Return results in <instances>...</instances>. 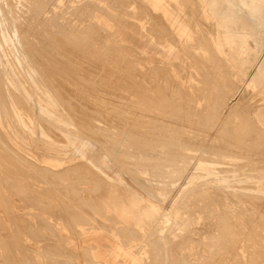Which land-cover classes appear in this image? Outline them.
<instances>
[{
  "label": "rangeland",
  "instance_id": "374dc122",
  "mask_svg": "<svg viewBox=\"0 0 264 264\" xmlns=\"http://www.w3.org/2000/svg\"><path fill=\"white\" fill-rule=\"evenodd\" d=\"M3 1V2H1ZM7 1V2H6ZM0 0V3H2L0 5V11L2 9V12H0L1 16H0V81L4 79V84H0V142L3 144L5 148V151L0 147V166L4 169L3 176L4 177H8L6 175L11 176V180L8 181V183L4 182L5 185H2V189L4 191V193L8 196L9 202L11 203L9 206L6 205L5 203H3V200L0 202H2L0 205H3L5 207H1L0 206V215L8 221L9 217H8V212L11 211V215L12 217H17V218H27L28 217V221L25 223L28 226L32 225L33 227H28L27 225L24 224V226H26V230L28 231H22L18 230L19 228L16 227V225H14V220H10V230L12 233L14 234H18L21 236L20 231L23 233L21 236V243H23L24 247L27 248H33V254L34 258H32V264H36V262H40L41 264H47L48 263V259L47 257H45L44 255H40L39 253H37L38 251L40 252L41 250H44V245L47 242L46 238L48 237H53L54 239H50L51 244L54 243V248H51V251L53 253H57L56 255H58L59 257H54L55 261H58L60 259V264H88L89 260H91L92 258L94 259V263L95 264H103L105 263L110 256H112L116 261L115 262H119V264H172L174 260V264H264V146L263 145H259V144H264V124L261 123V118L262 117V113H264V80L262 79V76L259 75L258 78H260V83L258 87H254L252 85H247V80L249 78L248 74H244L241 71L240 65L242 66H246L248 63V53L245 52L244 48L242 47V51H239V53H235L233 51V47L234 44L236 45V41H241L242 43H244V39L247 40V42L250 44V47H252L251 50V54H252V69L255 68V66L258 64V62L260 61L262 55H260L262 52L264 53V22L263 20H261V18L258 16L259 14H257L258 12H254L256 10V0L253 1L252 0H248L249 2L252 3V7L254 6V11H251L250 8L251 7V3L247 2V0H222V2L224 3V5H230V7L228 9L224 8L225 11L227 13H225V16L227 17V15H229L228 13L233 14L237 21H228V22H219V18H216L209 9L202 8V4L204 3V0H196L199 3L198 8L195 7L194 4H192L189 0H185V2L181 1L179 2L178 0H173L174 1V5L169 4V8L171 9H178L176 10L180 19L188 26L192 36L190 37V41L188 43H186L187 41H179V42H173L174 39H171L166 36L163 38V42L159 41L158 39H156V33L155 31H157V27L156 24L158 23L155 18L156 14L159 13V8L155 7L152 5V3L150 2V0H113L115 3L112 2V4L110 3L112 0H93L94 2H90V0L86 1V0ZM15 1V2H13ZM17 1V2H16ZM22 1V3H20ZM24 1V2H23ZM36 1H38L36 3ZM41 1V2H39ZM48 1V2H47ZM86 1V2H84ZM110 5H107V3ZM110 1V2H109ZM138 1L140 4L138 3ZM179 3H178V2ZM246 1V2H245ZM26 2V3H25ZM76 2V3H75ZM84 2V4H83ZM96 2V3H95ZM119 2V3H118ZM123 2V3H122ZM127 2V3H126ZM9 5H7V4ZM15 3V5L13 4ZM33 3V5L30 6V4ZM42 3V4H40ZM46 3V5H45ZM55 3L57 5H55ZM80 3V4H79ZM86 3V4H85ZM91 4L88 5V4ZM96 4L95 6H93V4ZM121 3V4H120ZM125 3V4H124ZM247 3V4H246ZM4 4V6H3ZM6 4V6H5ZM24 4V5H23ZM27 6H26V5ZM40 4V5H39ZM50 6H49V5ZM115 4V5H114ZM123 4V5H122ZM138 4V5H135ZM144 4H148L144 7ZM187 4V5H186ZM245 4V5H244ZM255 4V5H254ZM29 5V6H28ZM79 5V9L78 6ZM82 5V6H80ZM86 5H88L90 8H88ZM121 5V6H119ZM126 5V6H124ZM142 5V6H141ZM192 5V6H190ZM194 5V7H193ZM241 7H240V6ZM33 6V7H32ZM49 6V7H48ZM57 6V7H56ZM69 6V7H67ZM85 6V7H84ZM101 6L106 7L107 9L110 8L111 6H117L114 7L116 10L119 11V8H125L128 9L127 10V14H130L132 16H128V15H124L121 14L122 12H120V14L122 16H124L125 18H127V20L129 21V24H131L133 21H137L136 19H134V16H140L141 19V29L142 32H134V30H131L129 28L126 27H119L115 24H108L109 29L116 31L118 33H121L124 38H126V40L130 43H132L135 47V49H132L126 45L121 46V44H118L117 42L115 43V41L112 40V36L108 34V32H106L105 29H97L96 26L94 27V22L96 17L102 16V12L101 10ZM139 8L142 7L141 9ZM248 6V8H247ZM4 9H3V8ZM20 7V8H19ZM32 7V9H30ZM46 9V12L43 13V9ZM48 7V8H47ZM51 7L53 8V10L51 9ZM77 7V8H76ZM93 7V8H91ZM99 10H97L96 9ZM176 7V8H175ZM29 8V9H28ZM51 10H50V9ZM82 8H86V9H82ZM147 9V10H144ZM192 8V9H191ZM201 8V10H200ZM247 8V9H244ZM12 9V10H11ZM76 9H78L79 11H77ZM196 11H195V10ZM199 9V10H198ZM249 9V10H248ZM63 10V11H62ZM69 10H73V11H69ZM81 10V11H80ZM84 10V11H83ZM92 10V11H91ZM94 10V12H93ZM141 10V11H140ZM143 10V11H142ZM150 10L152 11V13H155L154 15L152 13H147L148 11L150 12ZM193 10V11H192ZM208 10V11H207ZM247 10V11H245ZM6 11V12H5ZM14 11V12H13ZM37 13H36V12ZM48 11V12H47ZM50 11V12H49ZM53 13H52V12ZM68 11V12H67ZM113 11V10H111ZM117 11V13H119ZM145 11V12H144ZM245 11V12H244ZM257 11V10H256ZM10 12V14H9ZM35 12V13H34ZM77 12H79L77 14ZM115 12V11H113ZM180 12V13H179ZM193 14H192V13ZM195 12V13H194ZM7 13V14H6ZM62 13V14H61ZM72 13V14H71ZM74 13V14H73ZM76 13V15H75ZM87 13V14H86ZM91 13V14H90ZM93 13V14H92ZM188 13V15H187ZM199 13V14H198ZM2 14H6L5 16L3 15L4 18H2ZM37 14V15H36ZM61 16H60V15ZM85 14V15H84ZM143 14V16H142ZM152 14V15H149ZM198 14V15H197ZM203 14V15H202ZM206 14V15H205ZM211 14V15H210ZM59 15V16H56ZM146 15V16H144ZM8 16V18H7ZM11 16L13 18H11ZM38 18H36V17ZM46 18H45V17ZM53 16H56L52 19ZM79 16V17H78ZM82 16L84 17V19L82 18ZM87 18H86V17ZM92 16V17H91ZM151 16V17H150ZM197 16V17H196ZM203 16V17H202ZM213 16V18H212ZM41 17V18H40ZM43 17V18H42ZM184 17V18H183ZM190 17V18H189ZM194 17V18H193ZM199 17V18H198ZM49 22H48V20ZM50 18V19H49ZM59 20H58V19ZM86 18V19H85ZM118 17H116L114 20H117ZM151 18V19H150ZM155 18V19H154ZM187 18V19H186ZM197 18V19H196ZM4 19V20H3ZM11 19L13 20L12 22H14L13 25L11 22ZM39 19V20H38ZM81 19V20H79ZM83 19V20H82ZM193 19V20H192ZM241 19L242 21H244L243 23L239 20ZM7 20V21H6ZM9 20V21H8ZM38 20V21H37ZM51 20V21H50ZM56 20V21H55ZM153 20L155 21V23L153 22ZM186 20V21H185ZM188 20V22H187ZM192 20V21H191ZM196 20V22H195ZM82 21V22H81ZM191 21V22H190ZM194 21V22H193ZM200 21V22H199ZM211 21V22H210ZM214 21V23H213ZM2 22V23H1ZM10 23L8 26L5 23ZM46 22V23H45ZM60 22H62L63 24H59ZM93 22L92 24L89 23ZM190 22V24H188ZM205 22V23H204ZM207 22V23H206ZM217 22V23H216ZM219 22V23H218ZM52 23V24H51ZM54 23V24H53ZM154 23V24H152ZM3 24V25H2ZM19 24V25H18ZM46 24V25H45ZM85 26H84V25ZM152 24V25H151ZM194 26H193V25ZM199 26H198V25ZM203 24V26H202ZM34 25V26H33ZM36 25V26H35ZM41 25V26H40ZM50 25V27H49ZM54 25V26H53ZM56 25V26H55ZM69 28H73L72 30L76 33V32H82V34H88L89 38H87V40L85 39L86 42H90L93 41L95 42V40L99 43H102L103 45H106V47L104 48L103 51H113L116 52L115 59L112 60H105L104 58H99L102 57L100 55H97V53H95V47H93V43L92 45H90V47L88 48V46L85 44H83L82 49H87L86 51L82 52L80 49L76 48V47H69L71 45H68V47L66 49H63L60 52H55L58 51L55 48V45L51 42H53L52 38H50L48 36V29H52V30H58L61 31L62 28L67 29ZM70 25V26H69ZM153 25L155 27H153ZM226 25V27H225ZM13 26V27H12ZM27 26V27H26ZM45 26H47L45 28ZM59 26V27H57ZM82 26V27H81ZM91 26V27H90ZM192 26V27H191ZM216 26V28H215ZM8 27V28H7ZM17 32H16V29ZM25 27V28H24ZM149 30H148V28ZM195 27V28H194ZM207 27V28H206ZM3 28V29H2ZM10 28H12L13 30H10ZM81 28V29H80ZM83 28V30H82ZM93 28V29H92ZM96 28V29H95ZM152 31H154L153 33H151L152 31H150L151 29ZM192 28V29H191ZM199 30H198V29ZM206 28V29H205ZM5 29V30H4ZM28 29V30H27ZM36 29V30H35ZM80 29V30H79ZM87 29V30H86ZM201 29V30H200ZM214 29V30H213ZM4 30V31H3ZM15 30V31H14ZM45 30V32H44ZM79 30V31H78ZM210 30V33L209 31ZM216 30V31H215ZM3 31V32H2ZM10 31V32H9ZM41 31H43L41 34ZM100 31V32H99ZM150 31V32H149ZM214 31V32H211ZM6 32V33H5ZM15 32V33H14ZM25 32V33H24ZM63 32V30L61 31ZM80 32V33H81ZM84 32V33H83ZM88 32V33H87ZM94 32V33H93ZM98 32V33H97ZM105 36V38H103V34ZM194 32H196L194 34ZM206 32V33H205ZM208 32V33H207ZM216 32V33H215ZM10 33V35H9ZM12 33V35H11ZM18 33V34H16ZM92 33V34H91ZM145 33V34H144ZM212 33V34H211ZM5 34V35H4ZM25 34V37H24ZM40 34V35H39ZM45 34V35H44ZM77 34V33H76ZM82 34H77L82 35ZM99 34V37H98ZM199 34V36H198ZM7 35V38L5 37ZM15 35V36H14ZM17 35V36H16ZM19 35V36H18ZM97 35V36H96ZM193 35H195L193 37ZM207 35L210 36V38H207ZM11 36V37H10ZM48 38H47V37ZM91 36V37H90ZM107 36V37H106ZM16 37V40H15ZM18 37V38H17ZM24 37V38H23ZM203 37V38H202ZM28 38V39H27ZM40 38V39H39ZM42 38V39H41ZM98 38V39H97ZM102 38V39H100ZM196 38V39H195ZM198 38V40H197ZM18 39H20L19 41H17ZM46 39V41H45ZM104 39V41H103ZM203 39V40H202ZM211 39V41H213V46L216 45V47H214L216 50V53H208L207 49L209 50V48H204L206 46H204V41H206ZM221 41L220 44H216V41L214 40H218ZM11 40V41H10ZM25 40V41H24ZM27 40V41H26ZM50 40V41H49ZM156 40V41H155ZM13 41V42H12ZM16 41V42H15ZM32 41V42H31ZM43 41V42H42ZM48 41V42H47ZM102 41V42H101ZM106 41V42H105ZM251 41V43H250ZM20 42V43H19ZM46 42V43H45ZM67 43H69V39L66 40ZM97 42V43H98ZM109 42V43H108ZM197 42V43H196ZM14 43L17 44H22V45H14ZM31 43V44H30ZM41 43V44H40ZM44 45H43V44ZM194 43V45H193ZM199 43L198 47L197 44ZM10 44V45H9ZM25 44V45H24ZM47 44V46H46ZM108 44V45H107ZM115 47H114V45ZM172 45L173 46V50L172 53H170V58H169V63L165 62L164 57L167 56V52L164 50V46H168V45ZM177 44V45H176ZM184 44H187V47L183 46ZM191 44V45H190ZM5 45V46H4ZM8 45V46H7ZM43 45V47H42ZM113 45V46H112ZM180 45V46H179ZM182 45V46H181ZM189 45V46H188ZM7 46V47H6ZM23 46L25 52L27 55H29V57H31V61H35V64L37 67H47L51 64L49 63H57L56 61H60L59 64L63 67L66 66L67 64H69L70 66L72 65L71 68H73V66L75 65V68H77L78 70V74H74V72L72 73L71 77H76L78 78V80L74 79V80H70L69 75H67V72H63V70H60L58 73V76H63V77H58L57 78L62 82V84H66L67 87L69 89V91L71 90V92H69V94H73L74 96H78L77 98L74 99H70V101H68V103H73L74 104V108H67L70 107L69 104L67 103V101H60V99H58V97L56 98V95H53L54 93V89L49 86V84H51V82H54V77L55 72L51 73L52 75H55L54 77H52L51 75L45 74V71H42L43 69L39 70H33L32 68L30 69V67L28 66V63H26V58L24 56V50L22 49ZM32 48H29V47ZM97 46V45H96ZM112 46V48H111ZM118 46V47H117ZM121 46V47H120ZM12 47V48H11ZM37 47V48H36ZM181 47V48H180ZM185 47V48H184ZM226 47V48H225ZM12 50H11V49ZM18 50H17V49ZM22 49V51L20 49ZM29 48V49H27ZM53 48V49H51ZM110 48V49H109ZM121 50L120 52L118 51V49ZM188 51H187V49ZM204 48V49H203ZM227 48L229 49L228 52H232V54L229 56L227 55ZM4 49V50H3ZM10 49V50H9ZM14 49V50H13ZM37 49V51L35 50ZM71 49V50H70ZM73 49V50H72ZM106 49V50H105ZM115 49V50H114ZM180 49H184L185 52H181L183 50ZM191 49V50H189ZM32 50V51H31ZM48 50V51H47ZM52 50V52H51ZM54 50V51H53ZM70 50V53L69 51ZM78 50V51H77ZM128 50V51H126ZM193 50V51H192ZM13 51V52H12ZM18 51V52H17ZM36 51V52H35ZM65 51V52H64ZM81 51V52H80ZM123 51V52H122ZM136 51V52H135ZM190 51V52H189ZM193 54H197L195 56H192V52ZM210 51V50H209ZM10 52V53H9ZM15 52V53H14ZM29 52V53H28ZM31 52V53H30ZM42 52V54H41ZM74 52V53H73ZM88 52V53H87ZM127 52V54H125ZM189 52V55H188ZM201 52V53H200ZM23 55H21V54ZM33 53V54H32ZM44 53V54H43ZM50 53V54H49ZM52 53V54H51ZM56 53V54H55ZM59 53H61L60 55H58ZM65 56H64V54ZM68 53V54H66ZM124 53V54H123ZM132 53V55L130 54ZM140 53V57L139 56ZM31 54V55H30ZM56 56H54V55ZM78 54V55H77ZM81 54V55H80ZM84 54V55H83ZM136 54V55H135ZM185 54L187 56H185ZM203 54V55H202ZM209 54V55H208ZM18 55V57H17ZM43 55V56H42ZM51 55V56H50ZM53 55V57H52ZM71 55V56H70ZM74 57H73V56ZM94 55V56H93ZM135 55V56H133ZM145 55L147 58L146 60L143 58V56ZM191 55V56H190ZM200 57H199V56ZM213 55V56H212ZM217 55H221L222 57H228L227 62L231 65H233V72L236 74L240 75V84L242 85V89L243 86L245 87L244 89L246 90H242L239 91V96L237 94V96H231V90H230V85H231V81L229 78L225 79L224 76V71L223 70H215L216 64L215 66H211L214 65V63H216V60L218 58H216ZM12 56V57H11ZM38 56H39V60H41V62L38 60ZM68 56V57H67ZM79 56V58H77ZM85 56V57H84ZM123 56V57H122ZM144 56V57H145ZM156 56V58H154ZM189 56V57H188ZM204 56V57H203ZM206 56V57H205ZM212 56V57H211ZM215 56V57H214ZM220 56V57H221ZM16 57V58H15ZM45 57V58H44ZM48 57V58H47ZM51 57V59H50ZM55 57V58H54ZM60 57V59L58 58ZM62 57V58H61ZM65 57V58H64ZM84 57V59H82ZM90 57V59L88 58ZM121 57V58H120ZM127 57V58H126ZM129 57V58H128ZM137 59V64L136 63V59ZM186 57V58H185ZM191 57V59H190ZM194 57V58H193ZM197 57V58H196ZM199 57V59H198ZM202 57V58H201ZM214 61H211L213 60ZM14 58V59H12ZM49 60H47V59ZM55 60H54V59ZM82 60H79V59ZM134 58V61H133ZM139 58V59H138ZM160 58V60H159ZM205 58V59H204ZM209 60V62L206 60ZM36 59V60H35ZM47 61H46V60ZM69 59V60H68ZM76 59V61H75ZM117 59V60H116ZM122 59V60H121ZM192 59H194L192 61ZM196 59V60H195ZM16 60V61H15ZM23 60V61H21ZM65 60V61H64ZM71 60V61H70ZM74 60V61H73ZM115 60V61H114ZM128 60V61H127ZM157 60V61H156ZM19 61V62H18ZM49 61V62H48ZM85 61V62H83ZM91 64H90V62ZM200 61V62H199ZM14 62V63H13ZM18 62V63H17ZM25 62V64H24ZM39 62V63H38ZM76 62V63H75ZM94 62V63H93ZM97 62V63H96ZM101 62V63H99ZM116 62L118 64L114 63ZM135 62V63H134ZM157 62V63H156ZM170 68H166V65ZM193 62V63H192ZM203 62V63H202ZM211 62V63H210ZM214 62V63H213ZM47 63V65H46ZM66 63V64H64ZM75 63V64H74ZM80 63V64H79ZM82 63V64H81ZM85 63V64H84ZM106 63V64H103ZM109 63V65H108ZM120 63V64H119ZM122 63V64H121ZM129 66H127L126 65ZM132 63L131 66L130 64ZM134 63V64H133ZM192 63V64H191ZM196 63V64H195ZM199 63V64H197ZM206 63V64H205ZM102 66H101V65ZM158 66H157V65ZM211 64V65H210ZM26 65V66H25ZM40 65V66H38ZM43 65V66H41ZM99 65V66H98ZM112 65V66H110ZM126 65V67H125ZM194 65V67H193ZM208 65V66H207ZM13 66V67H12ZM15 66V67H14ZM27 68H25V67ZM53 66V65H52ZM79 66V67H78ZM84 66V67H83ZM91 66V67H89ZM132 70H130L131 68ZM137 66V67H136ZM163 66V67H162ZM165 66V70L164 69ZM208 68H206V67ZM54 67V66H53ZM101 67V68H100ZM114 67H117L114 68ZM152 67V68H151ZM80 68V70L78 69ZM85 68V69H84ZM87 68V69H86ZM96 68H99L98 70ZM104 68V69H103ZM122 68V70H121ZM130 68V69H129ZM141 68V70L139 69ZM159 68V69H158ZM196 68V69H195ZM204 68V69H202ZM211 68V69H210ZM20 69V70H18ZM22 69V70H21ZM53 69V68H52ZM90 69H93L90 71ZM108 69V70H107ZM116 69V70H114ZM121 71H120V70ZM136 69V70H134ZM145 69V72H144ZM147 69V70H146ZM171 69V70H170ZM207 69V70H206ZM214 69V72L213 70ZM4 70V71H3ZM83 70V71H81ZM102 70V71H101ZM104 70V71H103ZM110 70V71H109ZM111 70H113V73L115 75V73H118L120 76H118L119 81L118 84L116 83V81H114V77H111L113 75L110 74ZM119 70V71H118ZM127 70V71H126ZM130 70V71H129ZM154 70V71H153ZM162 70V71H161ZM170 70V72H166ZM198 70V71H197ZM202 70V71H201ZM20 71V72H19ZM88 71V72H87ZM109 71V72H108ZM116 71V72H114ZM132 71V72H131ZM136 71V73H135ZM212 71V72H211ZM4 72V73H3ZM37 72V73H36ZM45 72V73H43ZM81 72V73H80ZM83 72V73H82ZM86 74H85V73ZM98 72V73H96ZM104 72V73H103ZM108 72V73H107ZM129 72V73H127ZM147 72V73H146ZM153 74H152V73ZM207 72V73H206ZM223 72V73H222ZM6 73V74H5ZM39 73V74H38ZM89 73V74H88ZM90 73H92V75H90ZM138 73V74H137ZM142 73V74H141ZM146 73V74H145ZM151 73V74H150ZM160 73V74H159ZM170 73V74H169ZM201 73V74H200ZM217 73V74H216ZM221 73V74H220ZM35 76H34V75ZM60 74V75H59ZM65 74V76H64ZM74 74V76H73ZM82 74H84L82 76ZM98 74V78L95 76ZM105 74V75H104ZM122 74V75H121ZM127 74V76H126ZM137 74V75H136ZM143 74L145 76H143ZM155 74V75H154ZM206 74V76H205ZM215 74V75H214ZM223 74V76H222ZM38 75V76H36ZM45 75V76H44ZM50 77H49V76ZM80 75V76H79ZM90 75V76H89ZM125 75V76H124ZM130 75V78H129ZM134 75V76H133ZM152 75V76H151ZM169 75V76H168ZM171 75V77H170ZM173 75V77H172ZM219 75V76H217ZM220 75L222 77H220ZM22 76V77H21ZM43 76V77H42ZM88 78H87V77ZM107 76V77H106ZM124 76V77H122ZM139 76V77H138ZM143 76V77H141ZM150 76V77H149ZM37 77V78H36ZM42 77V78H41ZM48 77V78H47ZM69 77V78H67ZM92 77V78H91ZM101 77V78H100ZM111 77V78H110ZM133 77L135 79H133ZM152 77H154L152 79ZM210 77V79H209ZM220 77V78H219ZM47 78V79H46ZM65 78V79H62ZM100 78V79H99ZM107 78V80H106ZM110 78V79H109ZM125 78V79H123ZM141 78V79H140ZM156 78V79H155ZM174 78V80H173ZM182 78H184L185 80L189 79L188 82L183 81ZM197 78V79H196ZM207 78V80H206ZM237 78V77H236ZM20 79V80H19ZM42 79V80H41ZM53 79V80H52ZM67 79V80H66ZM79 79L84 82H80ZM87 79V80H86ZM89 79V80H88ZM104 79V80H103ZM146 79V80H145ZM150 79V80H148ZM167 79V80H166ZM199 79V80H198ZM204 79V81H203ZM216 79V80H215ZM219 79V80H218ZM223 79V80H222ZM235 79V78H234ZM30 80V81H29ZM52 80V81H51ZM64 80L67 81V83L64 82ZM69 80V81H68ZM86 80V81H85ZM91 80V81H90ZM103 80V81H102ZM123 80V81H122ZM135 82H134V81ZM145 82H144V81ZM157 80V81H156ZM176 80V81H175ZM181 80V81H180ZM214 80V81H213ZM222 80V81H221ZM32 81V82H31ZM90 81V82H88ZM101 84H100V82ZM112 83H111V82ZM131 81V82H130ZM181 83H180V82ZM227 81V82H226ZM7 82V83H6ZM43 82V83H42ZM50 82V83H49ZM64 82V83H63ZM74 82H76L78 84V82H80L77 86V84H74ZM92 82V83H91ZM96 82V83H95ZM114 82V83H113ZM122 82V83H121ZM125 82V83H123ZM132 82H133V86H132ZM150 82V83H149ZM153 82V83H152ZM178 82L180 84H178ZM207 82V83H206ZM214 82V83H212ZM230 82V83H228ZM29 83V84H28ZM73 86H72V84ZM89 83V84H88ZM91 83V85H90ZM107 83V86L105 85ZM159 83V84H158ZM171 83V84H170ZM218 83V84H217ZM223 83V84H221ZM82 84V85H81ZM95 84V85H94ZM97 84V85H96ZM111 86H110V85ZM116 84V85H115ZM124 84V85H121ZM127 84V85H126ZM136 84V85H135ZM138 84V85H137ZM158 84V85H157ZM163 84V85H162ZM165 84V85H164ZM191 84H193L191 86ZM207 84V85H206ZM229 84V85H228ZM5 85V86H4ZM28 85V86H27ZM31 85V86H30ZM65 85V86H66ZM70 85V86H69ZM100 85V86H99ZM105 85V86H104ZM120 85V86H119ZM147 85V86H146ZM153 85V86H152ZM185 85V86H184ZM195 85V86H194ZM212 85V86H211ZM213 85H215L213 87ZM35 86V88H34ZM69 86V87H68ZM88 86V87H87ZM98 88H97V87ZM104 86V88H103ZM125 86H126V90H125ZM136 86V87H135ZM165 86V87H164ZM205 86V87H204ZM220 86V87H219ZM226 86V87H225ZM4 87V88H3ZM28 87L30 88V90L28 89ZM73 87L74 88L73 90ZM113 87V88H112ZM118 87V88H117ZM121 87V88H120ZM133 87V90L131 91ZM135 87V88H134ZM141 87V88H140ZM146 87V88H145ZM149 87V88H148ZM157 87V88H156ZM168 87V89H167ZM182 87V88H181ZM209 87V89H208ZM217 87V90L215 89ZM222 87V89H221ZM35 90H33V89ZM79 88V90L77 89ZM83 88V89H82ZM87 89V92L85 91ZM97 88V89H96ZM108 88V89H107ZM140 88V89H139ZM144 90H143V89ZM164 88V89H163ZM198 88V90L196 89ZM215 90H213V89ZM219 88V89H218ZM8 89V90H7ZM92 89V90H91ZM95 89V90H94ZM158 89V90H157ZM197 91H196V90ZM204 89V90H203ZM227 89V90H226ZM249 89V90H248ZM6 90V91H5ZM26 90V91H25ZM82 90V91H81ZM100 90V91H99ZM105 90V91H104ZM129 90V91H128ZM136 90V91H135ZM141 90V91H140ZM188 90V91H187ZM201 90V91H200ZM223 92H221V91ZM230 90V92H229ZM251 90H252V95H251ZM2 91V92H1ZM5 91V92H4ZM10 91V92H9ZM33 91V92H31ZM52 91V92H51ZM75 93H73V92ZM78 91V92H77ZM83 94H81L80 93ZM93 91V92H91ZM96 91V92H95ZM145 93H144V92ZM149 91V92H148ZM151 91V92H150ZM163 91V92H162ZM166 91V92H165ZM204 91V92H203ZM213 91V92H211ZM250 93H248V92ZM9 93L6 94L7 96V105L5 104V102L3 103L2 100V93ZM17 92L20 93L18 96L21 95V99H19V101L22 100L24 103H26V106H21L24 105L21 101V105L20 108L17 105V101H18V96ZM39 92V93H38ZM101 92V93H99ZM109 92V93H108ZM117 92V93H116ZM156 92V93H155ZM206 92V93H205ZM245 92V94H244ZM81 95H79V94ZM89 93V94H88ZM96 93V94H93ZM105 95H103V94ZM150 93V94H149ZM159 93L160 95V101L156 102L153 101V103H151L152 101L149 99H152L151 97H153L154 99L156 98L157 94ZM196 93V94H195ZM208 93V95H207ZM222 93V94H221ZM228 93V94H227ZM249 97H248V95ZM255 93V94H254ZM257 93V94H256ZM16 94V95H15ZM32 94V96H31ZM35 94V95H34ZM40 94V95H39ZM100 94V96H99ZM102 94V95H101ZM129 94V95H128ZM149 94V95H148ZM154 94V95H152ZM163 94V95H162ZM192 94V95H191ZM212 94V95H211ZM216 94V95H214ZM230 94V95H229ZM34 95V96H33ZM60 95V94H59ZM85 95V97L87 98H83V96ZM92 95V97H91ZM96 95V96H95ZM141 95V96H140ZM211 95V96H210ZM224 95V96H223ZM226 95V96H225ZM229 95V97H228ZM243 95H247V97L243 96ZM15 96V97H14ZM82 96V101H80V97ZM95 96V97H94ZM104 96V97H101ZM147 96V97H145ZM162 96V98H161ZM169 96V97H168ZM206 96V97H205ZM209 96V97H208ZM219 96V97H218ZM251 96V97H250ZM255 96V97H254ZM261 99H260V97ZM10 97V98H9ZM30 97V98H29ZM100 97V99H99ZM108 97V98H107ZM130 97V98H129ZM164 97V99H163ZM166 97V98H165ZM211 97V98H210ZM221 97V98H220ZM223 97V98H222ZM228 97V98H227ZM235 97L237 99V101H233L232 99ZM259 97V98H258ZM14 98V99H13ZM26 98V99H25ZM44 98V99H43ZM90 98V100H89ZM96 98V99H95ZM126 101H125V99ZM128 98V99H127ZM134 98V99H133ZM139 98V99H138ZM147 98V99H146ZM213 98V99H212ZM230 98V99H229ZM244 98V100H242ZM246 98V99H245ZM103 99V100H102ZM172 99V100H171ZM206 99V100H205ZM233 99V100H236ZM258 99V100H256ZM260 99V100H259ZM9 100V101H8ZM11 100V101H10ZM44 100V101H43ZM87 102H85V101ZM91 104H90V102ZM99 100V101H97ZM102 100V101H101ZM106 100V101H105ZM121 100V101H120ZM140 100V101H139ZM142 100V101H141ZM145 100V101H144ZM165 100V101H164ZM171 100V101H170ZM208 100V101H207ZM211 100V101H210ZM246 100V104L244 103V101ZM250 100V101H249ZM253 100H255L253 102ZM2 101V104H1ZM47 101V102H46ZM73 101V102H72ZM84 101V103H83ZM139 101V103H138ZM206 101V102H205ZM216 101V102H215ZM228 101V102H226ZM244 105V109L242 104ZM257 101V102H256ZM16 102V103H15ZM89 102V103H88ZM111 102V103H110ZM119 102V103H118ZM142 102V103H141ZM147 102V103H146ZM209 102V103H207ZM252 102V103H251ZM65 103V104H64ZM76 103V105H75ZM81 103V104H80ZM96 103V104H95ZM103 103V104H102ZM105 103H107L108 105H106ZM125 103V104H124ZM155 103V104H154ZM159 103V104H157ZM166 103V104H165ZM228 103V104H227ZM230 103V104H229ZM234 103V104H233ZM249 103V104H248ZM257 103V104H256ZM43 104V105H42ZM50 104V105H49ZM68 104V105H67ZM87 104L91 105V106H87ZM101 104V105H100ZM117 104V105H114ZM152 104V105H151ZM163 104V105H161ZM173 104V105H172ZM209 104V105H208ZM225 104V105H222ZM237 104V105H236ZM253 106H252V105ZM255 104V105H254ZM260 104V106H259ZM4 105V106H3ZM8 107H6V106ZM81 105V106H80ZM83 105V106H82ZM92 105H96L93 106ZM105 105V106H102ZM129 105V106H128ZM146 105V106H145ZM159 105V106H158ZM167 105V107H166ZM170 105V107L168 106ZM184 105V107H183ZM191 105V106H190ZM207 105V106H206ZM29 107L30 110L28 112V110L26 109V107ZM77 106V107H76ZM90 108V113H88L85 116V112L86 111V107ZM102 106V107H101ZM112 108H110V107ZM117 108H115V107ZM124 108H123V107ZM136 106V107H135ZM145 106V107H142ZM197 106V107H195ZM203 106V108H202ZM214 106V107H213ZM217 106V107H216ZM226 106V108L224 107ZM233 106V107H232ZM238 106V107H237ZM252 106V107H251ZM10 107V108H9ZM24 107V108H23ZM27 107V108H28ZM49 107V108H48ZM63 107V108H62ZM85 107V108H84ZM95 107L96 110L95 111ZM104 107V108H103ZM109 107V108H108ZM158 107V108H157ZM160 107V108H159ZM188 107V108H187ZM193 107V108H192ZM232 107V108H231ZM257 109H256V108ZM2 108V109H1ZM77 108V109H76ZM93 108V109H92ZM115 108V109H114ZM120 110H119V109ZM128 108V110H127ZM133 108V109H132ZM145 108V109H143ZM151 108V109H150ZM156 108V109H155ZM196 108V109H195ZM239 108V110H238ZM251 110L252 114L250 113V111H248V109ZM253 108L255 111H253ZM5 109V111H4ZM70 109V110H69ZM100 109V110H99ZM104 109V110H102ZM113 111H111V110ZM125 109V110H124ZM137 109V110H135ZM155 109V110H154ZM215 109V111H213ZM223 109V110H221ZM247 111H244L246 110ZM9 110V111H8ZM27 110V111H26ZM75 110V111H74ZM84 110V111H82ZM123 110V111H122ZM199 110V111H197ZM203 112H202V111ZM237 110V111H236ZM2 111V112H1ZM65 111V112H64ZM103 111V112H102ZM106 111V112H105ZM110 113L108 114L107 113ZM120 111V113L118 112ZM131 116H129L130 114ZM152 111V112H151ZM156 111V112H155ZM227 111H229L228 116ZM231 111V112H230ZM240 111V112H239ZM32 112V113H31ZM73 112V116H71V113ZM81 112V113H80ZM84 115H83V113ZM87 112V111H86ZM95 112V113H94ZM150 114H146V113ZM172 112V113H171ZM245 112V113H244ZM2 113V114H1ZM70 113V115H69ZM74 113L76 114V118L79 117V119H83L84 122L82 124L77 123V120L74 115ZM80 113V114H79ZM102 113V114H101ZM106 113V114H104ZM117 113V114H116ZM119 113V114H118ZM155 113V114H154ZM157 113V114H156ZM182 113V114H181ZM197 113V114H195ZM200 113V114H199ZM221 113V115H220ZM243 113V114H242ZM248 113H250L248 115ZM31 114V115H30ZM38 114V117H36V115ZM68 114V115H67ZM89 114H91L90 117ZM101 114V115H99ZM121 114V116H120ZM140 114V115H139ZM152 114V115H151ZM178 116H177V115ZM181 114V116H180ZM185 114V115H184ZM193 114V115H192ZM213 114V115H212ZM216 114V115H215ZM231 114V115H230ZM237 114V115H236ZM2 115V116H1ZM25 115V116H24ZM80 115V116H78ZM94 115H96L94 117ZM109 117H108V116ZM111 115L113 117H111ZM124 117H123V116ZM126 115V116H125ZM130 117H128V116ZM146 115V116H145ZM158 115V117H156ZM227 117H226V116ZM233 115V116H232ZM241 115V116H240ZM247 115V116H245ZM87 116H89L90 118H87ZM102 116V117H101ZM107 116V117H106ZM116 116L115 119H113ZM149 116V117H148ZM154 116V117H153ZM217 116V120L215 119V117ZM231 116V118H230ZM249 116V117H248ZM251 116V117H250ZM253 116V117H252ZM3 119H2V118ZM25 117V118H24ZM41 120H40V118ZM72 117L71 120L70 118ZM83 117V118H82ZM94 117V118H93ZM102 119H101V118ZM120 119L118 120L117 119ZM128 117V119H127ZM141 117V118H140ZM144 117V118H143ZM164 117V118H163ZM200 117V118H199ZM240 117H245V120L240 118ZM7 118V119H6ZM33 118V119H32ZM38 118V121L36 120ZM65 118V119H64ZM100 118V119H99ZM112 118V119H111ZM124 118V119H122ZM159 118V119H158ZM211 118V120H210ZM224 118V119H223ZM226 118V119H225ZM249 118V119H248ZM257 120L253 121V119ZM35 119V122H34ZM64 119V120H63ZM87 119H89L87 121ZM98 119V120H97ZM105 121H104V120ZM108 119V120H107ZM111 121H110V120ZM122 119V120H121ZM222 119V120H221ZM252 119V121H251ZM3 120V121H2ZM6 120V122H4ZM43 120V121H42ZM114 120V121H113ZM117 120V122H115ZM128 120V121H127ZM130 120V121H129ZM136 120V121H135ZM248 120V121H247ZM250 120V122H249ZM44 122V124L46 125L44 128V124L40 123V122ZM107 121V122H106ZM125 121L124 123L121 122ZM135 122L134 125L132 122ZM148 123H147V122ZM151 121V122H150ZM161 123H160V122ZM172 121V122H171ZM220 121V122H219ZM245 121V122H243ZM87 122H91L88 125L86 124ZM112 122V123H111ZM127 122V124H126ZM137 122V123H136ZM146 123L145 127L143 125H145L144 123ZM155 122V123H154ZM179 122V123H178ZM241 122V123H240ZM249 122V123H248ZM254 125H253V123ZM256 122V124H255ZM6 123V124H5ZM122 125H119V124ZM140 123V125H139ZM221 123V126L219 124ZM112 124V125H110ZM159 124V126H158ZM213 124V125H212ZM214 124H217V126L215 127ZM238 128L237 129L236 126ZM240 126H239V125ZM245 124H248L245 126ZM79 127H78V126ZM82 125V126H81ZM110 125V126H108ZM127 125V127L124 126ZM156 125V126H154ZM166 125V126H165ZM169 125V126H168ZM224 125V126H223ZM261 127H260V126ZM51 126L53 128H55L61 137H64L66 141H62V140H57L56 138H59L58 135L57 137H55V135L49 133L47 131V127ZM84 126H88L89 127V134H86V130L88 129L87 127ZM115 126V127H114ZM118 126V127H116ZM130 126V127H129ZM134 126V127H133ZM137 126V127H136ZM214 126V127H213ZM244 126V128H243ZM257 126V127H256ZM7 127V128H6ZM82 128L84 133L86 134V136L82 132L81 129ZM94 127V128H93ZM108 127V128H107ZM122 127V129H121ZM132 127V128H131ZM142 127V128H139ZM151 127H153L151 129ZM222 127V129H221ZM242 127V129H241ZM250 127V128H249ZM256 127V128H255ZM17 128V129H16ZM20 128V129H19ZM66 128V129H65ZM107 128V129H106ZM112 130H111V129ZM126 128V129H125ZM128 128V129H127ZM135 128V129H134ZM145 128V129H144ZM147 128V129H146ZM162 128V131H161ZM165 130H164V129ZM46 129V130H45ZM105 129V130H104ZM149 129V130H148ZM167 129V130H166ZM172 129V130H171ZM204 129V130H202ZM215 129H218L215 130ZM252 129H259L255 131H253ZM18 130V131H17ZM72 130V132H71ZM97 130V131H94ZM124 130V131H123ZM128 130V131H127ZM130 130V131H129ZM139 130V132H138ZM147 132H146V131ZM158 130V131H157ZM171 132H170V131ZM174 130V131H173ZM208 130V131H207ZM225 130V131H224ZM235 130V131H234ZM244 130V132H243ZM246 130V131H245ZM3 131V132H2ZM111 131V132H110ZM113 131V132H112ZM127 131V132H126ZM143 131V132H142ZM162 132V133H158V132ZM165 131V132H164ZM177 131V132H176ZM227 131V132H226ZM231 131V132H230ZM259 131V132H258ZM260 131H262V133H260ZM20 132V134H19ZM78 132V133H77ZM99 132V133H98ZM130 132V133H129ZM151 132V135H149ZM170 132V134H169ZM173 132V133H172ZM225 132V134H224ZM229 132V133H228ZM240 135H239V133ZM252 132H254L252 134ZM49 133V134H48ZM93 133L95 134V136L93 135ZM140 133V134H139ZM142 133V134H141ZM148 133V134H147ZM154 133V134H153ZM166 133V134H165ZM196 133V134H195ZM208 133V134H207ZM214 133V134H213ZM248 133V134H247ZM256 133V134H255ZM262 134L263 137L261 135L258 134ZM83 134V135H82ZM108 134V135H107ZM122 134V135H121ZM126 134V135H125ZM130 134V135H129ZM144 134V136H142ZM147 136H146V135ZM157 134V135H155ZM159 134V135H158ZM172 134V135H171ZM176 136H174V135ZM229 134V136H228ZM251 134V135H250ZM255 134V135H254ZM3 135V136H2ZM5 135V136H4ZM25 135V136H24ZM52 135V136H51ZM87 135H90L87 137ZM92 135V136H91ZM149 135V136H148ZM154 135V136H153ZM161 135V136H160ZM163 135V136H162ZM167 135V136H166ZM214 135V136H213ZM227 135V136H226ZM237 135V136H235ZM239 135V136H238ZM257 135L259 136V138L257 137ZM32 136V137H31ZM105 136V137H104ZM121 136V138H120ZM157 136V137H155ZM169 136H173V137H169ZM178 136V137H177ZM231 136V137H230ZM233 136V137H232ZM241 136V137H240ZM245 136V137H244ZM252 136V137H251ZM6 137V138H5ZM22 137V138H21ZM60 137V138H61ZM94 137V138H93ZM140 137V139H138ZM144 137V138H143ZM149 139H148V138ZM154 137L155 139L153 140ZM179 137H182L180 139H177ZM194 139H193V138ZM211 137V138H210ZM221 137V138H220ZM230 137V138H229ZM256 137V138H254ZM8 139L10 138V140L12 141H20L22 142V146L23 148H18L15 149V147L13 145L9 144V139L7 141H5L4 139ZM32 138V139H31ZM101 142H103L104 139V144H102ZM107 138V139H106ZM118 138V139H116ZM146 138V139H145ZM152 138V139H151ZM161 138V139H160ZM163 138V139H162ZM168 138V139H167ZM192 138V139H191ZM197 138V139H196ZM210 138V139H209ZM223 138V139H222ZM236 140H235V139ZM258 138V139H257ZM262 138V139H261ZM36 139V140H35ZM148 139V140H147ZM164 139H167V141H164ZM175 139V140H172ZM185 139V140H184ZM212 139V140H211ZM220 142V144L218 142ZM218 139V140H217ZM229 139V140H226ZM233 139V141H232ZM242 139V140H241ZM249 139V140H248ZM260 140L262 142L259 143ZM109 140V141H108ZM115 140V141H113ZM153 140V142H152ZM158 140V141H157ZM161 140V141H160ZM195 140V141H194ZM208 140V141H206ZM214 140V143H213ZM220 140V141H219ZM224 140V141H223ZM226 140V141H225ZM108 141V142H107ZM112 141V142H111ZM140 141V142H139ZM155 141V142H154ZM172 141V142H171ZM180 141V142H177ZM188 141V142H187ZM203 141V143H201ZM212 141V142H211ZM232 141V142H231ZM250 141V142H249ZM257 141V143L255 142ZM114 142L116 144H114ZM131 142V143H130ZM161 142V143H160ZM170 142V143H169ZM184 143V147L183 144ZM197 142V143H194ZM208 142V143H206ZM211 142V143H210ZM236 142H239L236 144ZM0 143V144H1ZM108 143V144H107ZM121 145H120V144ZM139 143V144H138ZM142 143V144H141ZM151 143V144H150ZM163 143V144H162ZM181 143V144H180ZM206 143V144H205ZM232 143V145H231ZM243 143V144H242ZM9 147H7L8 145ZM111 144V145H110ZM123 144V145H122ZM154 144V145H153ZM156 144V145H155ZM160 144V145H159ZM173 144V145H172ZM176 144H178L176 146ZM181 146H180V145ZM188 144V145H187ZM192 144V145H191ZM225 144V145H224ZM230 144V145H229ZM236 144V145H233ZM253 144V145H252ZM258 144V145H257ZM115 147H113V146ZM117 145V146H116ZM119 145V146H118ZM144 145V146H143ZM159 145V146H158ZM164 145V146H163ZM168 145L170 146L169 148ZM191 145V148H190ZM206 145V146H205ZM211 147H210V146ZM221 149H219L217 146ZM13 146V148H12ZM112 149H110L109 147ZM154 146V147H152ZM157 146V148H156ZM172 146V147H171ZM189 148H188V147ZM198 146V147H197ZM200 146V147H199ZM203 146L205 148H203ZM209 146V149H208ZM213 146V147H212ZM240 146L242 147H251L250 150L245 151V150H239ZM263 148H260V147ZM108 147V148H107ZM121 147V149H120ZM151 147V148H150ZM182 148V149H179ZM196 147V148H195ZM227 147V148H226ZM237 147V148H235ZM256 147V148H255ZM259 149H258V148ZM8 148V149H7ZM105 148V150L103 149ZM118 148V149H117ZM137 148V149H136ZM153 148V149H152ZM172 148V149H171ZM175 148V149H173ZM177 148V149H176ZM184 148V149H183ZM207 148V149H206ZM217 148V150H216ZM225 148V149H223ZM239 148V149H238ZM24 149V150H23ZM141 149L143 150L141 152ZM146 149V151H145ZM152 149V150H150ZM163 151L160 152L159 151ZM162 149V150H161ZM167 149V150H166ZM228 149V151H226ZM231 149V150H229ZM257 149V150H256ZM13 150V153H15V155L18 153L21 155L20 160L18 157V161H17V156L19 154H17L16 156L13 155V153H11ZM78 150H81V152H83L89 159H91L95 164H97L101 169H104L106 174L114 179H122L124 181V184L121 186V184H118L120 186H117V184H114V187H112L113 189H115L116 186V191L114 192V196L113 195V199L114 202L116 201L115 199H117V203H119V205L121 204L122 208H118V204H115L114 202H110L109 199L102 198L105 197V193H104V188H98L95 191L92 186L94 185L92 181L89 182V177L87 176L86 173H84L83 171L85 170L84 166H77L80 165L79 159L80 156L78 155ZM114 150V151H113ZM150 150V151H148ZM170 150L172 152H170ZM200 150V151H198ZM219 150V151H218ZM235 150V151H233ZM9 151V152H8ZM11 151V152H10ZM116 151V154H115ZM140 151V152H138ZM204 151V152H202ZM208 151V152H205ZM211 153H210V152ZM223 151V154H222ZM230 151V153H229ZM232 151V153H231ZM250 151V152H249ZM4 152V153H3ZM12 154H8V153ZM22 152H28L30 154H34L36 156H38L39 158H55V157H66L68 160L66 161V164L69 165V163H73L76 160L75 165H70V166H66V178L65 179H58L55 178V180L53 182H51L50 184H48L49 182H45L44 177L46 175V171L44 168H42V166H38V165H32L31 166V161L29 162V158L26 159V157L24 158V156H22ZM134 152V153H133ZM143 152L146 154L143 155ZM166 152V153H165ZM174 152V153H173ZM197 152V153H196ZM199 152V153H198ZM215 152V153H214ZM226 152V154H225ZM235 152V153H233ZM246 152V153H245ZM262 152V153H261ZM4 155H3V154ZM130 153V154H129ZM167 155V156H165ZM169 153V154H168ZM177 153V154H176ZM179 153V154H178ZM238 153V155H237ZM250 153V154H249ZM260 153V155H259ZM8 154V155H6ZM129 154V155H127ZM186 154V155H185ZM198 154V155H196ZM202 154L205 155L202 156ZM213 154V155H212ZM226 156H225V155ZM231 154V155H228ZM235 154H236V158H235ZM243 154V155H242ZM252 154L255 156H252ZM3 155V156H1ZM56 155V156H55ZM174 155V157L172 156ZM180 155V157H179ZM208 155V157H206ZM234 155V156H233ZM249 157H248V156ZM9 156V157H8ZM15 156V157H13ZM154 156V157H153ZM172 156V157H171ZM178 156V157H177ZM181 156L183 159H181ZM185 156V157H184ZM195 156V158L193 157ZM202 156V159H201ZM224 156V157H223ZM233 156V158H232ZM245 156V157H243ZM251 156V157H250ZM259 156V157H258ZM113 157V158H112ZM150 157V158H148ZM171 157V158H170ZM177 157V160H176ZM190 157V158H189ZM191 157H193L191 159ZM200 157V159H199ZM211 160H209L210 158ZM214 157V159H213ZM223 159L220 160V158ZM227 157V158H226ZM231 157V158H230ZM239 157H242L244 159H240ZM8 158V159H6ZM15 158V159H13ZM22 158V159H21ZM167 158V159H166ZM175 158V160L177 162H179L180 160V167L181 169H183L184 167V174L181 178H179L176 174L171 177L172 180L168 177L165 176L164 172H166L167 170L170 171L173 163L176 162L175 160H173ZM189 158V160H188ZM208 158V159H207ZM225 158V159H224ZM257 158V159H256ZM260 158V159H259ZM5 161H4V160ZM10 159V160H9ZM29 159V160H28ZM164 159V160H163ZM169 159V160H168ZM191 159V160H190ZM229 159V161L227 160ZM232 159L234 160L232 162ZM250 159V160H249ZM252 159V160H251ZM8 160V162H7ZM14 160V161H13ZM24 160V161H23ZM167 160V161H166ZM173 160V161H171ZM184 160H186L184 162ZM208 160V161H207ZM216 162H215V161ZM219 160V161H218ZM236 160V162H235ZM254 160V161H253ZM259 160V161H258ZM262 160V161H260ZM8 163V165L3 163ZM13 161V163L11 162ZM20 161V162H19ZM23 161V162H22ZM26 161V162H25ZM145 161V162H144ZM150 161V162H149ZM222 161V162H221ZM227 161V162H224ZM231 161V162H230ZM239 161V162H238ZM245 161V163H244ZM252 161V162H251ZM258 161V162H257ZM139 162V163H138ZM146 162H148L146 164ZM152 162V163H151ZM160 166H159V164ZM165 162V163H164ZM173 162V163H171ZM219 162V163H218ZM247 162V163H246ZM254 162H256L257 164H255ZM262 162V163H261ZM26 165V166H24ZM30 163V166H28V164ZM145 164V165H140V164ZM150 163V164H149ZM170 163V164H167ZM185 163V164H184ZM228 163V164H227ZM230 163V164H229ZM234 163V164H233ZM250 165H249V164ZM5 166H2V165ZM158 164V165H157ZM240 164V165H239ZM248 164V165H247ZM254 164V165H253ZM14 165V166H13ZM21 165V166H18ZM147 165V166H146ZM154 165V166H153ZM157 165L158 170L154 169ZM168 165V166H167ZM184 165V166H183ZM238 165V166H237ZM247 165L248 167H252V168H248L247 166H245V168H243V166ZM13 166V167H12ZM18 168H16V167ZM37 166V167H36ZM72 166H75L72 168ZM149 166V167H148ZM151 166L153 168H151ZM165 166V170L163 169ZM223 166V167H221ZM229 166V167H228ZM241 166V167H240ZM78 167V168H77ZM82 168L81 170L79 168ZM161 167V168H160ZM163 167V168H162ZM188 167V168H187ZM219 167V168H218ZM222 169H221V168ZM226 167V168H225ZM238 167V168H237ZM15 168V169H14ZM21 168V169H20ZM23 168H26V170L29 168H31L32 170H37V172H34L36 174L39 173V177L41 180H39L38 176L36 174V177H32L31 179L36 182V184L34 185V187L40 188L41 190L43 189V186H50L52 184V188L56 189L57 191H64L65 195H67V193H70L71 190H73L72 187L74 188V193L73 195L68 194L69 196H71V200L73 199V203L72 201L69 199L68 196H63V198L61 199L60 196L56 197L54 199H52V203L54 204H59V202L66 203L67 204L71 203L70 205L74 206V208L79 209V205L76 206V204H79L80 202L77 199H87L90 200L89 202L91 204L94 203V205H96L97 208H101L98 210H91V208H86L85 211H83V217L85 219L84 220H74L73 224L70 226L67 224V221H64L63 219L61 220L60 216H56L52 215V213L50 214V212L48 213L49 210H44L45 208L42 207L41 203L39 202L38 205H34L35 202L37 204L38 201H35L33 204L34 200H29L28 198H26L27 200H25L24 197V201L23 199H21L20 194L17 195L15 194V192L13 193L12 186L16 184V177L19 176L21 178H23ZM41 168V169H40ZM71 168V169H68ZM77 168V169H76ZM160 168V169H159ZM174 168V167H173ZM228 168V169H227ZM263 168V169H262ZM13 171H12V170ZM23 169V170H22ZM75 171H72V170ZM163 169V170H162ZM7 170V171H6ZM16 170V171H14ZM41 170V171H40ZM82 172V177L85 179H83L80 174V171ZM160 170V172H159ZM20 171V173H18ZM40 171V172H39ZM43 171V173H42ZM79 171V172H76ZM132 171V172H131ZM12 172H16L13 173ZM130 172V173H129ZM137 172H139V175L137 176ZM22 173V174H21ZM72 173V174H70ZM74 173V175H73ZM75 173H77L76 176ZM262 173V174H261ZM69 176H68V175ZM83 174H86L83 175ZM133 174V175H132ZM225 174V176H224ZM234 174V175H233ZM17 175V176H16ZM131 175V176H129ZM136 175V177H135ZM167 175V174H166ZM71 176V177H70ZM73 176V177H72ZM76 176V177H74ZM224 176V177H223ZM69 177V178H68ZM81 182H77L79 180V178ZM137 177H138V181H137ZM168 177V178H167ZM13 178V179H12ZM15 178V179H14ZM38 178V179H37ZM43 178V180H42ZM71 178V179H70ZM76 178V179H75ZM136 178V179H135ZM176 178V179H175ZM238 178V179H237ZM74 179V180H73ZM87 179V180H86ZM134 179V180H133ZM60 180V181H58ZM71 183H70V181ZM79 180V181H80ZM230 180V182H229ZM88 181V182H87ZM137 181V182H136ZM11 182V183H10ZM60 182H62L60 185ZM74 182V183H73ZM77 182V183H76ZM140 182V183H139ZM14 183V184H13ZM56 183V184H55ZM67 183V184H66ZM240 183V184H239ZM9 184V185H8ZM55 184V185H54ZM65 184V185H64ZM142 184V185H141ZM147 184V185H146ZM8 185V187L6 186ZM71 185V186H70ZM91 186V190L90 191V186ZM147 187H146V186ZM238 185V186H237ZM245 185V186H244ZM251 185V186H250ZM42 186V187H41ZM66 186V187H65ZM68 186V187H67ZM214 186V187H213ZM9 189H7V188ZM14 187V186H13ZM56 187V188H54ZM65 187V188H64ZM84 187L86 189H84ZM109 187V186H108ZM122 187V189H121ZM124 187V189H123ZM127 187V188H125ZM143 187V188H142ZM202 187V188H201ZM81 188V190L83 191H79ZM83 188V189H82ZM119 188V189H118ZM133 188V190L131 189ZM193 188V189H192ZM8 191H7V190ZM59 189V190H58ZM78 189V191H77ZM119 191H118V190ZM121 189V190H120ZM127 189V191H126ZM131 189V191L129 190ZM195 189V190H194ZM88 190L89 193H86ZM125 190V192H124ZM129 190V191H128ZM147 190V191H146ZM170 190V191H169ZM189 190H194L193 194L187 193ZM198 190V191H197ZM232 190V191H231ZM10 191V192H9ZM77 191V193L75 192ZM115 191V190H114ZM134 191V193H133ZM235 191V192H234ZM80 192V193H79ZM91 192V193H90ZM93 192V193H92ZM99 192V193H98ZM131 192V193H130ZM204 192V193H203ZM84 193V194H83ZM103 193V194H102ZM119 193V194H118ZM124 193V194H123ZM155 193V194H154ZM188 195H186V194ZM213 193V194H211ZM217 193V194H216ZM234 193V194H233ZM236 193V194H235ZM77 194L76 198L75 195ZM83 194V195H82ZM91 194V195H90ZM93 194V195H92ZM95 194V195H94ZM121 194V195H120ZM130 194V195H129ZM132 194V195H131ZM204 194L205 197H204ZM210 194V195H209ZM238 194V195H237ZM250 196H247L249 195ZM254 196H253V195ZM80 195V197H79ZM85 195V196H84ZM87 195V197H86ZM90 195V197H89ZM103 195V196H102ZM124 195V196H123ZM136 195V196H135ZM138 195V196H137ZM193 195V196H192ZM199 195V196H198ZM221 195V196H220ZM241 195V196H240ZM258 195V196H257ZM99 196V197H97ZM101 196V199H100ZM120 196V197H119ZM125 196H126V200H125ZM133 196V197H132ZM245 196V197H244ZM247 196V197H246ZM254 199H252V197ZM68 197V198H67ZM95 197L97 199H95ZM132 197V198H130ZM135 197V198H134ZM140 197V198H139ZM187 199H186V198ZM194 197V198H193ZM200 197V198H199ZM203 197V198H202ZM208 197V198H207ZM12 198V199H11ZM76 200H75V199ZM90 198V199H89ZM123 200H122V199ZM129 198V199H128ZM143 198V199H142ZM206 198V199H205ZM216 198V199H215ZM231 198V199H230ZM245 198V200H244ZM60 199V201H59ZM103 199V200H102ZM105 199V201H104ZM139 199V200H138ZM141 199V200H140ZM256 199V200H255ZM258 199V200H257ZM30 202H29V201ZM43 201L46 202V200L43 198ZM65 200V201H64ZM119 200V201H118ZM137 200V201H136ZM145 202H142L144 201ZM212 200V201H211ZM214 200V201H213ZM232 200V201H231ZM251 200V201H250ZM15 201V202H14ZM41 201V202H43ZM108 201V202H107ZM123 201V202H122ZM125 201V202H124ZM129 201V203H128ZM139 201V202H138ZM257 201H259L257 203ZM29 202V203H28ZM32 202V204H30ZM76 202V203H75ZM99 202V203H98ZM106 202V203H105ZM141 202V203H140ZM105 205H102L104 204ZM109 203L111 205H109ZM124 203H128V204H124ZM132 203V204H131ZM149 203V204H148ZM152 203V204H151ZM187 203V204H186ZM201 203V204H200ZM203 203V204H202ZM253 205H252V204ZM257 203V205H256ZM260 203V204H259ZM115 204V205H114ZM130 204V205H129ZM134 204V205H133ZM140 204V205H139ZM143 204V205H142ZM148 204V205H147ZM200 204V205H199ZM208 204V205H207ZM263 204V205H262ZM26 207H25V206ZM40 205V206H39ZM101 205V206H100ZM128 205V206H126ZM147 205V206H146ZM153 205V207H152ZM210 205L212 207H210ZM263 207H261V206ZM11 206V207H10ZM22 206V207H20ZM28 206V207H27ZM112 208H111V207ZM116 206V207H115ZM124 206V207H123ZM126 206V207H125ZM131 206V208H130ZM135 207V209L133 210V208ZM139 206V207H138ZM143 206V207H142ZM151 206V207H150ZM159 206V207H156ZM255 206V207H254ZM257 206V207H256ZM8 207V209H7ZM64 207V206H63ZM87 207V206H86ZM105 207V209H104ZM129 210L132 209V210ZM137 207V208H136ZM178 207V208H177ZM42 208V209H39ZM141 208H147L145 211ZM151 208V209H150ZM154 208V209H153ZM155 208H157V210L155 211ZM159 208V209H158ZM163 208V210H162ZM183 208V209H182ZM205 208V209H204ZM251 208V209H250ZM5 211H4V210ZM14 209V210H13ZM81 209V208H80ZM125 209V210H124ZM127 209V210H126ZM149 209V210H148ZM153 209V211H151ZM8 210V211H7ZM16 210V211H15ZM90 210V211H89ZM122 210V211H121ZM159 210V211H158ZM195 210V211H194ZM197 210V211H196ZM218 210V211H217ZM245 210V211H244ZM260 210V211H259ZM92 212V213H87V212ZM125 211V212H124ZM133 213H132V212ZM137 211V212H135ZM142 211V212H140ZM162 211V212H161ZM165 211V212H164ZM210 211V212H209ZM212 211H215L212 213ZM220 211V212H219ZM251 211V212H250ZM6 212V213H5ZM29 212V213H28ZM95 212V213H94ZM100 212V213H99ZM102 212V213H101ZM104 212V214H103ZM113 214H112V213ZM148 212V213H147ZM154 212V213H151ZM164 212V213H163ZM168 214H167V213ZM241 212V213H240ZM263 212V213H262ZM8 213V214H7ZM14 213V214H13ZM23 213V214H22ZM32 213V214H30ZM136 213V214H134ZM140 213V214H139ZM144 213V214H142ZM161 213V214H160ZM184 213V214H183ZM209 213V214H208ZM225 213V214H224ZM243 213V214H242ZM256 213V215H255ZM7 214V215H6ZM22 214V215H21ZM92 214V216L96 215L97 220H95V217L88 216ZM94 214V215H93ZM99 214V215H98ZM108 215V217L106 215ZM116 216H115V215ZM132 214V215H131ZM146 214V215H145ZM149 214V216H148ZM158 214V215H157ZM162 214L164 215V217L162 216ZM167 214V215H166ZM188 214V215H187ZM213 214V215H210ZM259 214V215H258ZM19 215V217H18ZM24 215V217H23ZM41 215V216H40ZM133 215H137L136 217ZM142 217H141V216ZM151 215V216H150ZM208 215V216H207ZM221 215V216H220ZM262 215V216H261ZM27 216V217H26ZM35 216V217H34ZM46 218H45V217ZM114 216V217H113ZM145 216V217H144ZM218 216V217H217ZM227 216V217H226ZM230 216V217H229ZM42 217V218H41ZM107 217V218H106ZM116 217V218H115ZM136 219H134V218ZM150 217V218H148ZM161 217V218H160ZM163 217V218H162ZM183 217V220H182ZM189 217V218H188ZM230 219H229V218ZM233 217V218H232ZM37 218V219H36ZM49 220L50 222H48V220L46 221L45 219ZM109 218V219H108ZM146 220H145V219ZM155 218V219H154ZM213 218V220H212ZM227 220H225V219ZM244 218V219H243ZM259 218V219H258ZM38 219L41 221L39 222ZM45 222H44V220ZM87 219V220H86ZM116 219V220H115ZM140 221H137V220ZM159 219V220H158ZM179 219V220H178ZM188 219L190 221H188ZM214 219L217 221L215 222ZM219 219V221H218ZM236 219V220H235ZM242 219V220H241ZM251 219V220H250ZM31 220V221H29ZM37 220V221H36ZM101 220V221H99ZM103 220V221H102ZM114 221H118L117 223L113 222ZM120 220V221H119ZM148 220V221H147ZM151 220V221H150ZM161 220V221H160ZM175 220V221H174ZM182 220V222H180ZM223 222H220V221ZM249 220V221H248ZM64 221V222H63ZM82 223L80 225V223ZM89 223L90 221V225L86 223ZM89 221V222H88ZM98 221V222H96ZM105 221V222H104ZM139 223H137V222ZM145 221V222H144ZM156 221V222H154ZM159 221L161 223H159ZM186 221V222H185ZM252 221V222H251ZM257 221V222H256ZM14 222V223H13ZM30 222V223H29ZM40 224H39V223ZM94 224H93V223ZM100 222H104V223H100ZM120 222V223H119ZM164 222V223H163ZM205 222V223H204ZM235 222V223H234ZM245 222V223H244ZM248 222V223H247ZM9 223V221H8ZM37 223V225H36ZM51 223V224H50ZM75 223V224H74ZM77 223V224H76ZM92 223V224H91ZM153 223V226H152ZM155 223V225H154ZM157 223V224H156ZM163 223V224H162ZM184 223V225H183ZM189 223V224H188ZM217 223V224H216ZM221 225H220V224ZM223 223V224H222ZM237 223V224H236ZM251 223V224H250ZM39 224V226H38ZM44 227H43V225ZM51 226V228H49V226ZM67 224V226H66ZM100 224V225H99ZM107 224H111V225H107ZM125 224H127V226H125ZM130 224V226H129ZM132 224V225H131ZM139 224V226H138ZM191 224V225H190ZM231 224V226H230ZM261 224V225H259ZM36 227H35V226ZM89 225V229L87 228ZM97 225V226H96ZM115 225V226H114ZM150 225V226H149ZM163 225V226H161ZM211 225V227H210ZM42 226V227H41ZM46 226V227H45ZM80 226V227H79ZM92 228H91V227ZM94 226V227H93ZM96 226V227H95ZM129 226V227H128ZM157 226V227H156ZM159 226V227H158ZM187 226V227H186ZM214 226V227H213ZM234 226V227H233ZM263 226V227H262ZM12 227V228H11ZM40 227V229L38 228ZM85 227V228H83ZM99 227V228H98ZM117 227V228H116ZM126 227V228H125ZM132 227V228H131ZM135 227V228H134ZM141 227V228H140ZM145 227V228H144ZM148 227V228H147ZM150 227V228H149ZM219 227V228H218ZM226 227L228 229H226ZM236 227V228H235ZM238 227V228H237ZM255 227V228H254ZM258 227V228H257ZM13 228H16L15 230ZM29 228V229H28ZM44 229L42 231V229ZM46 228V229H45ZM49 228V229H48ZM72 228V229H71ZM77 228V230H76ZM80 228V229H79ZM114 228V229H113ZM151 228H154L151 230ZM158 230H156V229ZM159 228H161V230H159ZM225 228V229H224ZM241 228V229H240ZM253 228V229H252ZM263 228V229H262ZM34 229H36L34 231ZM40 231H39V230ZM48 229V230H47ZM59 233L57 235H55L56 233L52 234L53 232ZM55 231H54V230ZM72 231H71V230ZM105 229V230H104ZM107 229V230H106ZM120 229V230H119ZM130 231H128V230ZM135 231H134V230ZM149 231H148V230ZM171 229V230H170ZM259 229V230H258ZM261 229V230H260ZM36 232L37 234H35L34 232L31 233V231ZM79 230V231H78ZM110 230V231H109ZM126 230V231H124ZM155 230V232H154ZM197 230V231H196ZM218 230V231H217ZM245 230V231H244ZM47 231V232H46ZM52 232L51 234L49 232ZM109 231V232H108ZM117 233H116V232ZM119 231H124V232H119ZM132 231V232H131ZM140 231V234L138 233ZM223 231V232H221ZM230 231V232H229ZM232 231V232H231ZM239 231V232H238ZM242 231V232H241ZM259 231V232H257ZM17 232V233H16ZM27 232V233H26ZM74 232V234L72 233ZM126 232V233H125ZM136 232V233H133ZM152 232V233H151ZM159 232V233H158ZM215 232V233H214ZM226 232V233H225ZM238 232V233H237ZM254 232V234H253ZM26 233V234H25ZM30 233V235L28 234ZM48 233V234H47ZM73 235H72V234ZM121 233V234H120ZM131 235H129V234ZM144 233V234H143ZM218 233V234H217ZM234 233V235H232ZM241 233V234H240ZM243 233V234H242ZM263 233V235H262ZM28 234V235H27ZM40 234V236H39ZM43 234V235H41ZM47 234V235H45ZM63 236V239L60 241L59 239H61L59 235ZM126 234V236H125ZM136 234V236L134 235ZM146 234V235H145ZM149 234V235H148ZM157 234V235H156ZM166 234V235H165ZM211 234V236H210ZM250 234V235H249ZM53 235V236H52ZM123 235V236H122ZM130 237H129V236ZM133 235V236H132ZM150 237H148V236ZM156 235V236H154ZM223 235V236H222ZM228 235V236H227ZM230 235V236H229ZM247 235V236H246ZM33 236V237H32ZM36 236V237H34ZM46 238H42L45 237ZM59 236V237H58ZM76 236V237H75ZM122 236V237H121ZM136 238H135V237ZM145 239H144V237ZM160 236V237H158ZM188 236V237H187ZM237 236V237H236ZM262 236V237H261ZM26 240H24L23 238ZM27 237V238H26ZM38 237V238H37ZM141 237V238H140ZM148 237V239H147ZM154 237V238H153ZM157 237V239H156ZM165 237V238H164ZM224 237V238H223ZM230 237V238H229ZM40 238V239H39ZM47 238V240H48ZM59 238V239H58ZM68 238V240L66 239ZM77 238V240L75 239ZM133 238V239H132ZM152 238V239H151ZM214 238V239H213ZM223 238V239H222ZM236 238V239H235ZM251 238V239H250ZM36 239V240H34ZM43 239V240H42ZM121 239H124V241ZM130 239V240H129ZM140 239V240H139ZM143 239V240H142ZM150 239V240H149ZM159 239L162 241L160 242ZM166 239V241H165ZM185 239V240H183ZM214 241H213V240ZM217 239V240H215ZM219 239V240H218ZM241 239V240H240ZM30 240V241H29ZM42 240V241H41ZM53 242H52V241ZM57 240V241H56ZM111 241L115 242L118 244V246L116 245H112ZM147 242H145V241ZM153 240V241H152ZM224 240V241H223ZM248 240V241H247ZM260 240V241H259ZM262 240V241H261ZM57 242V246L56 247V243ZM63 241V242H62ZM65 241V242H64ZM76 241V242H75ZM217 241V242H216ZM250 241V242H249ZM36 242V243H35ZM124 243V246L122 245ZM150 242V243H149ZM190 242V243H189ZM229 242V243H228ZM236 242V243H234ZM252 242V244H251ZM259 242V243H258ZM26 245H25V244ZM60 243V244H59ZM77 243V244H76ZM104 243V244H103ZM128 243V245H127ZM146 243V245H145ZM148 243V244H147ZM152 243V244H151ZM186 243V244H185ZM197 243V244H196ZM219 243V244H218ZM248 243V244H247ZM258 243V245H257ZM262 243V244H261ZM63 244H65L64 247ZM92 244L96 245L93 246V248L91 247ZM106 244V245H105ZM141 244H143L141 246ZM164 246H162V245ZM184 244V245H183ZM192 244V245H191ZM211 244V245H210ZM216 244V245H215ZM225 244V246H224ZM233 244V246H232ZM237 244V245H236ZM256 244V246H254ZM260 244V245H259ZM53 245V244H52ZM86 245L85 247L82 246ZM112 245V246H111ZM149 245V247L147 246ZM215 245V246H214ZM221 245V246H219ZM90 246V248H89ZM108 246V247H106ZM142 247L141 249L139 248ZM147 246V247H146ZM162 246V248H161ZM209 246V247H208ZM254 246V247H252ZM262 246V247H261ZM55 247L57 249H55ZM64 247V248H62ZM91 249L87 252V254L91 255L94 257H91L86 254L87 258L85 257V259H82L81 256H83V254L81 253V251L83 252V250L85 249ZM97 247V248H96ZM157 247V248H156ZM181 247V249H180ZM183 247V248H182ZM186 247V248H185ZM219 247V248H218ZM16 250H15V249ZM13 251H17L18 247H14ZM58 248H62V249H58ZM73 251L74 254L73 255L75 258V260L73 259V256H71L70 252L68 253L67 251ZM74 248V249H73ZM83 248V249H82ZM162 253H161V250ZM236 248V249H235ZM254 248V249H253ZM38 249V251H37ZM95 249V250H94ZM139 251H137V250ZM149 249V250H148ZM160 251H159V250ZM29 251V249H27ZM54 250L56 252H54ZM59 250V251H58ZM61 250V251H60ZM64 250V252H63ZM80 250V251H79ZM111 250H114L115 252H111L109 253ZM126 250L127 252L124 253L123 251ZM136 250V251H134ZM146 250V251H145ZM152 250V251H151ZM154 250V252H153ZM169 250V251H168ZM202 250V251H201ZM236 250V251H235ZM259 252H258V251ZM211 251V252H210ZM215 251V252H214ZM221 251V252H220ZM253 251V252H252ZM62 253L59 254V253ZM66 252V253H65ZM77 252V253H76ZM80 252V253H79ZM143 252V253H142ZM152 252V253H151ZM168 252V253H167ZM226 252V253H224ZM252 252V253H251ZM29 254L32 252H28ZM65 253V254H64ZM149 253V254H148ZM170 253V254H169ZM78 254V256H77ZM82 254V255H80ZM155 254V255H153ZM219 254V255H218ZM260 254V255H259ZM31 255V254H30ZM65 255V257L63 256ZM124 255L127 256V259L124 258ZM141 255V256H140ZM177 255V256H175ZM188 255V256H187ZM218 255V256H217ZM224 255V256H223ZM252 255V256H251ZM63 256V257H62ZM68 256V257H67ZM77 256V257H76ZM148 256V257H147ZM151 256V257H150ZM173 256V257H172ZM222 256V257H221ZM249 256V257H248ZM258 256H262L261 257V261H258ZM39 257V259H38ZM80 257V258H78ZM175 257H177L176 259H174ZM183 257V258H182ZM224 257V259H223ZM229 257V260H228ZM70 258V260H69ZM84 258V256H83ZM140 258V259H139ZM160 258V259H159ZM164 260H163V259ZM180 258L182 260H180ZM222 258V259H221ZM243 258V259H241ZM44 259V260H43ZM47 259V260H46ZM58 259V260H57ZM118 259H121L120 261ZM169 259V260H168ZM233 259V260H232ZM235 259V260H234ZM241 259V260H240ZM52 260V262L55 263V261ZM62 260V261H61ZM85 260V261H84ZM88 260V261H87ZM142 260V261H141ZM149 260V261H148ZM221 260V261H220ZM46 261V263H45ZM66 263H65V262ZM88 263H87V262ZM96 261V262H95ZM103 261V262H101ZM148 261V262H147ZM164 261V262H163ZM179 263H178V262ZM194 261V262H193ZM220 261V262H218ZM225 263H224V262ZM233 261V262H232ZM58 262H56L55 264H58ZM71 262V263H70ZM74 262V263H73ZM86 262V263H85ZM122 262V263H121ZM151 262V263H150ZM168 262V263H167ZM172 262V263H171ZM227 262V263H226ZM259 262V263H258ZM262 262V263H261ZM92 263V262H91Z\"/></svg>",
  "mask_w": 264,
  "mask_h": 264
},
{
  "label": "bare ground",
  "instance_id": "6f19581e",
  "mask_svg": "<svg viewBox=\"0 0 264 264\" xmlns=\"http://www.w3.org/2000/svg\"><path fill=\"white\" fill-rule=\"evenodd\" d=\"M12 1V0H11ZM10 1V2H11ZM20 1V0H19ZM76 1V0H75ZM87 1V0H86ZM86 1H84V2H86ZM89 1V0H88ZM120 1H123V0H120ZM125 1V0H124ZM140 1H142L143 2V0H140ZM179 1V0H178ZM177 1V2H178ZM181 1V3H182V1L183 2H185V0H180ZM179 1V2H180ZM190 1H192L191 3L192 4H194L195 5V7H197L198 8V6H199V3H198V1H196V0H189V2ZM253 1V0H252ZM255 1V0H254ZM254 1H253V3H254ZM1 2H3V1H1ZM7 2V1H6ZM13 2H15V1H13ZM17 2V1H16ZM24 2V1H23ZM38 1H36V3H37ZM39 2H41V1H39ZM44 2H45V0H44ZM48 2V1H47ZM52 2V0L50 1V2H48V3H51ZM84 2H83V4H84ZM90 2H94L93 0H90ZM110 2V1H109ZM112 2L113 3H115L113 0L110 2L111 4H112ZM150 2L152 3V5L153 6H155L156 8L158 7L159 8V13L158 14H156V16L154 15L155 13H152V11L150 10V12L148 11L147 13H152L154 16H155V18H156V20L155 21H157L158 23L156 24V27H157V31H155V33H156V39H158V42L159 41H161V40H163V38L164 37H168V39L169 38H171V39H174L173 40V42L175 41V42H179V41H187L186 43H188L189 41H190V37L192 36V34H191V32H190V30H189V28H188V26L180 19V17H179V15H178V13H177V11L176 10H178V9H171V8H169V4H171V5H173V6H175L173 3H174V1L173 0H150ZM178 2V3H179ZM200 2V1H199ZM246 2V1H245ZM247 2H249L248 0H247ZM4 3V2H3ZM20 3H22V1L20 2ZM26 3V2H25ZM76 3V2H75ZM96 3V2H95ZM106 3H107V1H106ZM119 3V2H118ZM123 3V2H122ZM127 3V2H126ZM138 3H140L139 1H138ZM144 3V2H143ZM143 3H140V4H143ZM204 3L205 4H202L203 6H202V8H207V9H209L210 10V12L216 17V18H219V22L220 23H222V22H228V21H237V19H236V17L233 15V14H231V13H228L229 15H227V17L225 16V13H227L226 11H225V9L224 8H226V9H228L229 7H230V5H224V3L222 2V0H204ZM249 3H251V2H249ZM256 10L254 11V6L252 7V3L250 4L251 5V7L252 8H250L251 9V11H254V12H258L257 14H259L258 16L261 18V20H263V22H264V0H256ZM2 3H0V5H1ZM7 4V3H6ZM6 4H5V6H6ZM14 5H15V3H13ZM38 4V3H37ZM40 4H42V3H40ZM39 4V5H40ZM80 4V3H79ZM86 4V3H85ZM88 4V3H87ZM93 4V3H92ZM121 4V3H120ZM125 4V3H124ZM247 4V3H246ZM8 5V4H7ZM24 5V4H23ZM26 5V4H25ZM31 5H33V3H31L30 4V6ZM45 5H46V3H45ZM49 5V4H48ZM55 5H57L56 3H55ZM88 5H90L91 6V4H88ZM88 5H86L88 8H90ZM96 4H93V6H95ZM107 5H109L108 3H107ZM113 5V4H112ZM115 5V4H114ZM123 5V4H122ZM135 5H138V4H135ZM146 5H148V4H144V7L146 6ZM187 5V4H186ZM194 5H193V7H194ZM245 5V4H244ZM3 6H4V4H3ZM9 6V5H8ZM27 6V5H26ZM29 6V5H28ZM34 6V5H33ZM32 6V7H33ZM50 6V5H49ZM48 6V7H49ZM78 6V9H79V5H77ZM80 6H82V5H80ZM110 6V5H109ZM119 6H121V5H119ZM124 6H126V5H124ZM142 6V5H141ZM190 6H192V5H190ZM240 6V5H239ZM242 6V5H241ZM240 6V7H241ZM32 7L30 8V9H32ZM47 7V8H48ZM57 7V6H56ZM67 7H69V6H67ZM85 7V6H84ZM114 7H116L117 8V6H111L110 8H106V7H104V6H101V9H99V10H101V12H102V16H99V17H96V19H95V22H94V27L96 26V28L97 29H105L106 30V32H108V34L109 35H111L112 36V40L113 41H115V43L117 42L118 44H121V46H123V45H127L128 46V49H129V47L130 48H132V49H135V47H134V45L132 44V43H130V42H128L127 40H126V38H124V36L121 34V33H118V32H116V31H113L112 29L110 30L109 29V27H108V24L109 23H113V24H115V25H117V26H119V27H126V28H129V29H131V30H134V32H142V29H141V19L143 18H141L140 16H134V19H136L137 21H133L131 24H129V21L127 20V18H125L124 16H122L121 14H124V15H128V16H132V15H130V14H127V10L128 9H125V8H119V11L118 10H116ZM122 7V6H121ZM136 7H138V6H136ZM243 7V6H242ZM1 8V7H0ZM3 8V7H2ZM20 8V7H19ZM42 8V7H41ZM77 8V7H76ZM91 8H93V7H91ZM139 8V7H138ZM142 7H140L139 9H141ZM146 8H147V6H146ZM149 8V7H148ZM147 8V9H148ZM176 8V7H175ZM247 8H248V6H247ZM247 8H244V9H247ZM4 9V8H3ZM29 9V8H28ZM43 9V8H42ZM50 9V8H49ZM51 9L53 10V8L51 7ZM50 9V10H51ZM78 9H76L77 11H79ZM82 9H86V8H82ZM94 9V8H93ZM96 9H97V7H96ZM118 9V8H117ZM147 9H145L144 8V10H147ZM150 9V8H149ZM192 9V8H191ZM12 10V9H11ZM44 10V9H43ZM98 10V9H97ZM98 10V11H99ZM111 10H113V11H115V12H113V11H111ZM195 10V9H194ZM199 10V9H198ZM200 10H201V8H200ZM249 10V9H248ZM63 11V10H62ZM70 12L71 11H73V10H69ZM81 11V10H80ZM84 11V10H83ZM92 11V10H91ZM117 11L119 12V13H117ZM141 11V10H140ZM143 11V10H142ZM193 11V10H192ZM196 11V10H195ZM208 11V10H207ZM245 11H247V10H245ZM244 11V12H245ZM0 12H2V9H1V11ZM6 12V11H5ZM14 12V11H13ZM36 12V11H35ZM34 12V13H35ZM44 12H46V9L43 11V13ZM48 12V11H47ZM50 12V11H49ZM52 12V11H51ZM68 12V11H67ZM93 12H94V10H93ZM120 12H122L121 14H120ZM145 12V11H144ZM3 13V12H2ZM37 13V12H36ZM53 13V12H52ZM79 12H77V14H78ZM180 13V12H179ZM192 13V12H191ZM195 13V12H194ZM7 14V13H6ZM5 14V15H6ZM9 14H10V12H9ZM62 14V13H61ZM72 14V13H71ZM74 14V13H73ZM87 14V13H86ZM91 14V13H90ZM93 14V13H92ZM152 14H149V15H152ZM193 14V13H192ZM199 14V13H198ZM197 14V15H198ZM3 15L4 14H2V18H4L3 17ZM4 15V16H5ZM37 15V14H36ZM60 15V14H59ZM59 15H56V16H59ZM75 15H76V13H75ZM85 15V14H84ZM187 15H188V13H187ZM203 15V14H202ZM206 15V14H205ZM211 15V14H210ZM0 16H1V14H0ZM56 16H53L52 17V19L54 18V17H56ZM61 16V15H60ZM142 16H143V14H142ZM144 16H146V15H144ZM189 16V15H188ZM36 17V16H35ZM45 17V16H44ZM79 17V16H78ZM86 17V16H85ZM92 17V16H91ZM116 17H118L117 18V20H114ZM151 17V16H150ZM197 17V16H196ZM203 17V16H202ZM7 18H8V16H7ZM11 18H13L12 16H11ZM36 18H38V17H36ZM41 18V17H40ZM43 18V17H42ZM46 18V17H45ZM82 18L84 19V17L82 16ZM87 18V17H86ZM85 18V19H86ZM154 18V19H155ZM184 18V17H183ZM190 18V17H189ZM194 18V17H193ZM199 18V17H198ZM212 18H213V16H212ZM50 19V18H49ZM58 19V18H57ZM82 19V20H83ZM151 19V18H150ZM187 19V18H186ZM197 19V18H196ZM0 20H2V19H0ZM4 20V19H3ZM39 20V19H38ZM37 20V21H38ZM47 20H48V18H47ZM59 20V19H58ZM79 20H81V19H79ZM193 20V19H192ZM191 20V21H192ZM242 23L244 22V21H242L241 19H239ZM7 21V20H6ZM9 21V20H8ZM13 20L11 19V22H12ZM51 21V20H50ZM56 21V20H55ZM155 21L153 20V22L155 23ZM186 21V20H185ZM190 21V22H191ZM48 22H49V20H48ZM82 22V21H81ZM187 22H188V20H187ZM190 22L188 23V24H190ZM194 22V21H193ZM195 22H196V20H195ZM200 22V21H199ZM211 22V21H210ZM218 22V23H219ZM2 23V22H1ZM14 22H12V24H13ZM46 23V22H45ZM89 23V22H88ZM93 22H91V23H89V24H92ZM154 23H152V24H154ZM205 23V22H204ZM207 23V22H206ZM213 23H214V21H213ZM217 23V22H216ZM7 26L10 24L9 22L8 23H5ZM52 24V23H51ZM54 24V23H53ZM60 25L61 24H63L62 22H60L59 23ZM151 24V25H152ZM3 25V24H2ZM11 25V24H10ZM9 25V26H10ZM14 25V24H13ZM19 25V24H18ZM46 25V24H45ZM84 25V24H83ZM86 25V24H85ZM84 25V26H85ZM155 25V24H154ZM153 25V27H155ZM193 25V24H192ZM198 25V24H197ZM200 25V24H199ZM198 25V26H199ZM15 26V25H14ZM34 26V25H33ZM36 26V25H35ZM41 26V25H40ZM54 26V25H53ZM56 26V25H55ZM62 26V25H61ZM67 26V25H66ZM70 26V25H69ZM87 26V25H86ZM194 26V25H193ZM202 26H203V24H202ZM13 27V26H12ZM27 27V26H26ZM47 26H45V28H46ZM49 27H50V25H49ZM57 27H59V26H57ZM68 27V26H67ZM82 27V26H81ZM88 27V26H87ZM91 27V26H90ZM192 27V26H191ZM225 27H226V25H225ZM8 28V27H7ZM25 28V27H24ZM95 28V29H96ZM148 28V27H147ZM195 28V27H194ZM207 28V27H206ZM205 28V29H206ZM215 28H216V26H215ZM3 29V28H2ZM15 29H16V27H15ZM18 29V28H17ZM17 29H16V32H17ZM73 29V28H72ZM71 28H67V29H65L64 30V28H62V30H63V32H61V31H54V30H52V29H48V32H45V30H44V32L45 33H48V36L50 37V38H52V40H53V42H51V43H53L54 45H55V48H56V50H58V51H55V52H60V51H62L63 49H66L67 47H68V45H71V46H69V47H76V48H78V49H80L82 52H84V51H86V50H88V48L90 47V45H92V43L94 44L93 45V47H95V53H97V55H100V56H102V57H99V58H101V60H102V58H104L106 61L108 60H112V59H115L116 58V56H115V53L116 52H113V51H103L104 50V48L106 47V45H103L102 43H99L98 42V40L96 41L95 40V42H93V41H90V42H86L85 41V39L87 40V38H89V35L88 34H82V32L80 33V32H76L77 34L79 33V34H82V35H77L73 30H72ZM81 29V28H80ZM79 29V30H80ZM93 29V28H92ZM151 29V28H150ZM192 29V28H191ZM198 29V28H197ZM5 30V29H4ZM3 30V31H4ZM10 30H13L12 28H10ZM28 30V29H27ZM36 30V29H35ZM78 30V31H79ZM82 30H83V28H82ZM87 30V29H86ZM148 30H149V28H148ZM199 30V29H198ZM201 30V29H200ZM214 30V29H213ZM2 31V32H3ZM15 31V30H14ZM150 31H152V29L150 30ZM149 31V32H150ZM209 31V33H210V30H208ZM216 31V30H215ZM0 32H1V30H0ZM10 32V31H9ZM43 31H41V34H43L42 33ZM100 32V31H99ZM154 31H152L151 33H153ZM211 32H214V31H211ZM6 33V32H5ZM15 33V32H14ZM25 33V32H24ZM84 33V32H83ZM88 33V32H87ZM94 33V32H93ZM98 33V32H97ZM196 32H194V34H195ZM206 33V32H205ZM208 33V32H207ZM216 33V32H215ZM16 34H18V33H16ZM92 34V33H91ZM102 34H103V32H102ZM145 34V33H144ZM197 34V33H196ZM212 34V33H211ZM5 35V34H4ZM9 35H10V33H9ZM11 35H12V33H11ZM40 35V34H39ZM45 35V34H44ZM15 36V35H14ZM17 36V35H16ZM19 36V35H18ZM97 36V35H96ZM103 36H104V34H103ZM195 35H193V37H194ZM198 36H199V34H198ZM6 38H7V35L5 36ZM11 37V36H10ZM24 37H25V34H24ZM23 37V38H24ZM47 37V36H46ZM91 37V36H90ZM98 37H99V34H98ZM107 37V36H106ZM200 37V36H199ZM210 38V36H208L207 35V38ZM18 38V37H17ZM48 38V37H47ZM103 38H105V36L103 37ZM203 38V37H202ZM8 39V38H7ZM28 39V38H27ZM40 39V38H39ZM42 39V38H41ZM69 39V43H67L66 42V40H68ZM90 39V38H89ZM98 39V38H97ZM100 39H102V38H100ZM196 39V38H195ZM15 40H16V37H15ZM20 39H18L17 41H19ZM170 40V39H169ZM197 40H198V38H197ZM203 40V39H202ZM11 41V40H10ZM25 41V40H24ZM27 41V40H26ZM45 41H46V39H45ZM50 41V40H49ZM103 41H104V39H103ZM156 41V40H155ZM214 41H216V44H220L221 43V41H219V39L218 40H214ZM13 42V41H12ZM16 42V41H15ZM32 42V41H31ZM43 42V41H42ZM48 42V41H47ZM98 42V43H97ZM102 42V41H101ZM106 42V41H105ZM161 42H163V41H161ZM174 42V43H175ZM20 43V42H19ZM46 43V42H45ZM109 43V42H108ZM197 43V42H196ZM213 41H211V39H210V41L209 40H207L206 39V41H204V46H206V47H204V48H209V50L207 49V51H208V53H216V54H218L215 50V48L214 47H216V45L215 46H213ZM250 43H251V41H250ZM31 44V43H30ZM41 44V43H40ZM43 44V43H42ZM83 44H85V46L84 47H86V45L88 46V48L85 50V49H82V47H83ZM10 45V44H9ZM14 45H16L15 43H14ZM18 46L19 45H22V44H17ZM16 45V46H17ZM25 45V44H24ZM44 45V44H43ZM43 45H42V47H43ZM97 45V46H96ZM108 45V44H107ZM114 45V44H113ZM112 45V46H113ZM177 45V44H176ZM191 45V44H190ZM193 45H194V43H193ZM198 45H199V43L197 44V47H198ZM5 46V45H4ZM8 46V45H7ZM6 46V47H7ZM46 46H47V44H46ZM112 46H111V48H112ZM120 46V47H121ZM180 46V45H179ZM182 46V45H181ZM183 46H185V47H187V44H184ZM189 46V45H188ZM22 47V49L24 48L23 46H21ZM83 47V48H84ZM104 47V48H103ZM114 47H115V45H114ZM118 47V46H117ZM184 47V48H185ZM242 47L245 49L244 51L245 52H247L248 53V63H247V65L246 66H242V65H240V68H241V71L246 75V74H248V76H249V78H248V80H247V85H252V86H254V87H258L259 86V83H260V78H258V76L259 75H261L262 76V79L264 80V53L262 52L260 55H262V57H261V59H260V61L258 62V64L255 66V68L254 69H252V54H251V50H252V47H250V44L247 42V40H245L244 39V43H242L241 41H236V45L234 44V47H233V51L237 54V53H239V51H242ZM12 48V47H11ZM10 48V49H11ZM29 48H32L31 46L29 47ZM29 48H27V49H29ZM37 48V47H36ZM164 48V50L167 52V56L166 57H164V59H165V62L166 63H169V56H170V53H172V50H173V46L172 45H168V46H164L163 47ZM181 48V47H180ZM203 48V49H204ZM226 48V47H225ZM9 49V50H10ZM17 49V48H16ZM20 49V48H19ZM22 49H20L21 51H22ZM51 49H53V48H51ZM110 49V48H109ZM118 49V48H117ZM120 49V48H119ZM118 49V51L120 52L121 50H119ZM187 49V48H186ZM4 50V49H3ZM12 50V49H11ZM14 50V49H13ZM18 50V49H17ZM24 50V49H23ZM36 51H37V49H35ZM71 50V49H70ZM70 50H68L69 51V53H70ZM73 50V49H72ZM106 50V49H105ZM115 50V49H114ZM180 50H183V51H181L182 53L183 52H185V50L184 49H180ZM189 50H191V49H189ZM29 51H30V49H29ZM32 51V50H31ZM35 51V52H36ZM48 51V50H47ZM54 51V50H53ZM78 51V50H77ZM80 51V52H81ZM126 51H128V50H126ZM187 51H188V49H187ZM193 51V50H192ZM191 51V52H192ZM229 51V49L227 48V55L229 56V54L231 55L232 54V52H228ZM13 52V51H12ZM18 52V51H17ZM24 52V56H25V58H26V63H28V66L30 67V69L32 68L33 70H39L40 71V69H43L42 71H45V72H43V73H45V74H48V73H50L49 75H51L52 77H54L55 75V77L53 78L54 79V82H51V84H49V86L50 87H52V88H55L54 89V93H53V95H56V98L58 97V99H60V101L62 100V101H67V103H68V101H70L69 100V98L71 99H74V98H77L76 96H74L72 93L71 94H69V92H71V90H72V88H71V90L69 91V89L68 88H66L67 87V85L65 86L64 84H62V82L57 78V76H58V73H59V71L60 70H63V72H67L66 74L67 75H69V77H67V78H69L70 80H74V79H76V80H78V78H76V77H74V79H73V77H71V75H72V73L74 72V74H78V70H77V68H75V65L73 66V68H71L72 67V65L70 66L69 64H67L66 66H64L63 67V65L61 66L60 64H59V62L61 61H56L57 63H54V64H52V63H49V64H51V65H49V66H47V67H37L36 66V64H35V61L33 62V61H31L32 59H31V57H29V55H27L26 54V52H25V50L23 51ZM51 52H52V50H51ZM65 52V51H64ZM123 52V51H122ZM136 52V51H135ZM190 52V51H189ZM189 52H188V55H189ZM10 53V52H9ZM15 53V52H14ZM29 53V52H28ZM31 53V52H30ZM74 53V52H73ZM88 53V52H87ZM186 53V52H185ZM201 53V52H200ZM211 53H210V55H211ZM21 54V53H20ZM23 54V53H22ZM21 54V55H22ZM33 54V53H32ZM41 54H42V52H41ZM44 54V53H43ZM50 54V53H49ZM52 54V53H51ZM56 54V53H55ZM61 53H59L58 55H60ZM64 54V53H63ZM66 54H68V53H66ZM124 54V53H123ZM125 54H127V52L125 53ZM131 55H132V53H130ZM184 54V53H183ZM192 54H193V52H192ZM195 54V53H194ZM194 54L192 55V56H194ZM31 55V54H30ZM54 55V54H53ZM53 55H52V57H53ZM62 55V54H61ZM78 55V54H77ZM81 55V54H80ZM84 55V54H83ZM136 55V54H135ZM135 55H133V56H135ZM197 54H195V56H196ZM203 55V54H202ZM209 55V54H208ZM214 55V54H213ZM212 55V56H213ZM23 56V55H22ZM43 56V55H42ZM51 56V55H50ZM55 56V55H54ZM64 56H65V54H64ZM71 56V55H70ZM73 56V55H72ZM94 56V55H93ZM143 56V55H142ZM145 56V55H144ZM143 56V58L146 60V56L144 57ZM185 56H187L186 54H185ZM191 56V55H190ZM199 56V55H198ZM211 56V57H212ZM221 56V55H220ZM219 55H217L216 56V58H218L217 60L216 59H214V57H213V60H211V61H214V60H216V63H214V65H211L212 67L213 66H215V64H216V67H215V70L216 69H218V70H223L224 71V76H225V79H227V78H229L230 79V81H231V85H230V90H231V96H237V94L239 93V91H241V89H242V85L240 84V75L239 74H236V73H234L233 72V65H231V64H229L228 62H227V59H228V57H220ZM12 57V56H11ZM17 57H18V55H17ZM56 57V56H55ZM54 57V58H55ZM68 57V56H67ZM74 57V56H73ZM85 57V56H84ZM84 57L82 58V59H84ZM118 57V56H117ZM123 57V56H122ZM137 57H139V58H141L140 57V53H139V56H137ZM189 57V56H188ZM200 57V56H199ZM199 57H198V59H199ZM204 57V56H203ZM206 57V56H205ZM16 58V57H15ZM19 58V57H18ZM31 60H30V59ZM45 58V57H44ZM48 58V57H47ZM46 58V59H47ZM53 58V59H54ZM59 59H60V57H58ZM62 58V57H61ZM65 58V57H64ZM77 58H79V56L77 57ZM88 58V57H87ZM119 58V57H118ZM121 58V57H120ZM127 58V57H126ZM129 58V57H128ZM135 58V57H134ZM134 58H133V61H134ZM138 58V59H139ZM154 58H156V56L154 57ZM186 58V57H185ZM194 58V57H193ZM197 58V57H196ZM202 58V57H201ZM251 58V59H250ZM12 59H14V58H12ZM45 59V60H46ZM50 59H51V57H50ZM81 58L79 59V60H82ZM88 59H90V57L88 58ZM136 59V58H135ZM190 59H191V57H190ZM205 59V58H204ZM36 60V59H35ZM38 60H39V56H38ZM47 60H49V59H47ZM46 60V61H47ZM55 60V59H54ZM69 60V59H68ZM117 60V59H116ZM122 60V59H121ZM159 60H160V58H159ZM194 59H192V61H193ZM196 60V59H195ZM206 60H207V58H206ZM16 61V60H15ZM21 61H23V60H21ZM40 62H41V60H39ZM65 61V60H64ZM71 61V60H70ZM74 61V60H73ZM75 61H76V59H75ZM115 61V60H114ZM128 61V60H127ZM157 61V60H156ZM208 62H209V60H207ZM19 62V61H18ZM17 62V63H18ZM49 62V61H48ZM83 62H85V61H83ZM90 62V61H89ZM165 62H164V64H165ZM200 62V61H199ZM1 63V62H0ZM14 63V62H13ZM39 63V62H38ZM76 63V62H75ZM74 63V64H75ZM94 63V62H93ZM97 63V62H96ZM99 63H101V62H99ZM114 63H116V62H114ZM135 63V62H134ZM133 63V64H134ZM136 63H137V59H136ZM157 63V62H156ZM193 63V62H192ZM191 63V64H192ZM203 63V62H202ZM211 63V62H210ZM2 64V63H1ZM24 64H25V62H24ZM64 64H66V63H64ZM80 64V63H79ZM82 64V63H81ZM85 64V63H84ZM90 64H91V62H90ZM103 64H106V63H103ZM117 64V63H116ZM120 64V63H119ZM122 64V63H121ZM138 64V63H137ZM196 64V63H195ZM197 64H199V63H197ZM206 64V63H205ZM46 65H47V63H46ZM54 67H53V66ZM101 65V64H100ZM108 65H109V63H108ZM126 65H127V63H126ZM126 65H125V67H126ZM131 66H133L132 65V63L130 64ZM139 65V64H138ZM157 65V64H156ZM166 65V64H165ZM26 66V65H25ZM24 66V67H25ZM38 66H40V65H38ZM41 66H43V65H41ZM99 66V65H98ZM102 66V65H101ZM110 66H112V65H110ZM128 66V65H127ZM131 66H130V68H131ZM158 66V65H157ZM208 66V65H207ZM13 67V66H12ZM15 67V66H14ZM79 67V66H78ZM84 67V66H83ZM89 67H91V66H89ZM117 67H118V64H117ZM117 67H114V68H116L117 69ZM129 67V66H128ZM134 67V66H133ZM137 67V66H136ZM163 67V66H162ZM193 67H194V65H193ZM206 67V66H205ZM25 68H27V67H25ZM53 68V69H52ZM101 68V67H100ZM129 68V69H130ZM152 68V67H151ZM166 68H170V66L168 67L167 65H166ZM206 68H208V67H206ZM214 68V67H213ZM79 70H80V68H78ZM85 69V68H84ZM87 69V68H86ZM97 70L99 69V68H96ZM104 69V68H103ZM116 69H114V70H116ZM140 70H141V68H139ZM159 69V68H158ZM164 69H165V66H164ZM196 69V68H195ZM202 69H204V68H202ZM211 69V68H210ZM18 70H20V69H18ZM22 70V69H21ZM91 70H93V69H90V71ZM108 70V69H107ZM120 70V69H119ZM118 70V71H119ZM121 70H122V68H121ZM120 70V71H121ZM130 70H132V68L130 69ZM129 70V71H130ZM134 70H136V69H134ZM147 70V69H146ZM165 70H167V69H165ZM171 70V69H170ZM170 70H168V71H166V72H170ZM207 70V69H206ZM213 70V72H214V69H212ZM4 71V70H3ZM81 71H83V70H81ZM94 71V70H93ZM96 71V70H95ZM94 71V72H95ZM99 71V70H98ZM102 71V70H101ZM104 71V70H103ZM110 71V70H109ZM108 71V72H109ZM123 71V70H122ZM127 71V70H126ZM133 71V70H132ZM131 71V72H132ZM137 71V70H136ZM136 71H135V73H136ZM154 71V70H153ZM162 71V70H161ZM198 71V70H197ZM202 71V70H201ZM20 72V71H19ZM55 72V75H52L51 73H54ZM88 72V71H87ZM107 72V73H108ZM114 72H116V71H114ZM134 72V71H133ZM144 72H145V69H144ZM212 72V71H211ZM4 73V72H3ZM37 73V72H36ZM81 73V72H80ZM83 73V72H82ZM85 73V72H84ZM96 73H98V72H96ZM104 73V72H103ZM127 73H129V72H127ZM147 73V72H146ZM145 73V74H146ZM152 73V72H151ZM150 73V74H151ZM171 73V72H170ZM169 73V74H170ZM207 73V72H206ZM223 73V72H222ZM6 74V73H5ZM39 74V73H38ZM74 74H73V76H74ZM86 74V73H85ZM89 74V73H88ZM110 74L111 75H113V76H111V77H114V81H116V83L118 84V81H119V78H118V76H120L118 73H115V75H114V73H113V70H111V72H110ZM138 74V73H137ZM136 74V75H137ZM142 74V73H141ZM153 74V73H152ZM160 74V73H159ZM201 74V73H200ZM217 74V73H216ZM221 74V73H220ZM34 75V74H33ZM48 75V76H49ZM60 75V74H59ZM62 75V74H61ZM60 75V76H61ZM84 74H82V76H83ZM90 75H92V73H90ZM89 75V76H90ZM105 75V74H104ZM122 75V74H121ZM155 75V74H154ZM215 75V74H214ZM35 76V75H34ZM36 76H38V75H36ZM45 76V75H44ZM60 76H58V77H60ZM64 76H65V74H64ZM80 76V75H79ZM125 76V75H124ZM124 76H122V77H124ZM126 76H127V74H126ZM134 76V75H133ZM143 76H145L144 74H143ZM143 76H141V77H143ZM152 76V75H151ZM169 76V75H168ZM205 76H206V74H205ZM217 76H219V75H217ZM222 76H223V74H222ZM221 75H220V77H222ZM1 77V76H0ZM22 77V76H21ZM43 77V76H42ZM41 77V78H42ZM50 77V76H49ZM61 77H63V76H61ZM87 77V76H86ZM98 78V74L95 76V78ZM107 77V76H106ZM110 77V78H111ZM121 77V76H120ZM139 77V76H138ZM150 77V76H149ZM170 77H171V75H170ZM172 77H173V75H172ZM207 77V76H206ZM219 77V78H220ZM237 77V78H236ZM2 78V77H1ZM37 78V77H36ZM48 78V77H47ZM46 78V79H47ZM88 78V77H87ZM92 78V77H91ZM101 78V77H100ZM99 78V79H100ZM109 78V79H110ZM129 78H130V75H129ZM154 77H152V79H153ZM235 78V79H234ZM52 79V80H53ZM62 79H65V78H62ZM123 79H125V78H123ZM133 79H135L134 77H133ZM141 79V78H140ZM156 79V78H155ZM197 79V78H196ZM209 79H210V77H209ZM260 79V80H259ZM20 80V79H19ZM42 80V79H41ZM51 80V81H52ZM67 80V79H66ZM66 80H64V82L65 83H67V81ZM87 80V79H86ZM85 80V81H86ZM89 80V79H88ZM104 80V79H103ZM102 80V81H103ZM106 80H107V78H106ZM135 80H137V79H135ZM146 80V79H145ZM148 80H150V79H148ZM154 80V79H153ZM167 80V79H166ZM173 80H174V78H173ZM182 80L183 81H186V82H188L189 81V79H187V80H185L184 78H182ZM199 80V79H198ZM206 80H207V78H206ZM216 80V79H215ZM219 80V79H218ZM223 80V79H222ZM221 80V81H222ZM30 81V80H29ZM69 81V80H68ZM79 81L82 83V82H84L83 80L81 81L80 79H79ZM91 81V80H90ZM90 81H88V82H90ZM123 81V80H122ZM134 81V80H133ZM138 81V80H137ZM144 81V80H143ZM157 81V80H156ZM176 81V80H175ZM181 81V80H180ZM179 81V82H180ZM203 81H204V79H203ZM214 81V80H213ZM32 82V81H31ZM63 82V83H64ZM80 82H78V84L80 83ZM100 82V81H99ZM111 82V81H110ZM131 82V81H130ZM135 82V81H134ZM145 82V81H144ZM178 82V84H180ZM227 82V81H226ZM4 84V79L3 80H1L0 81V84ZM7 83V82H6ZM43 83V82H42ZM50 83V82H49ZM92 83V82H91ZM91 83H90V85H91ZM96 83V82H95ZM112 83V82H111ZM114 83V82H113ZM122 83V82H121ZM123 83H125V82H123ZM150 83V82H149ZM153 83V82H152ZM207 83V82H206ZM212 83H214V82H212ZM228 83H230V82H228ZM29 84V83H28ZM72 84V83H71ZM74 84H77L76 82H74ZM77 84V86H80V85H78ZM83 84V83H82ZM81 84V85H82ZM89 84V83H88ZM100 84H101V82H100ZM159 84V83H158ZM157 84V85H158ZM171 84V83H170ZM218 84V83H217ZM221 84H223V83H221ZM95 85V84H94ZM97 85V84H96ZM106 86H107V83L105 84ZM104 85V86H105ZM110 85V84H109ZM116 85V84H115ZM121 85H124V84H121ZM127 85V84H126ZM134 84H133V82H132V86H133ZM136 85V84H135ZM138 85V84H137ZM163 85V84H162ZM165 85V84H164ZM193 84H191V86H192ZM207 85V84H206ZM229 85V84H228ZM5 86V85H4ZM28 86V85H27ZM31 86V85H30ZM70 86V85H69ZM68 86V87H69ZM72 86H73V84H72ZM100 86V85H99ZM104 86H103V88H104ZM111 86V85H110ZM120 86V85H119ZM147 86V85H146ZM153 86V85H152ZM185 86V85H184ZM195 86V85H194ZM212 86V85H211ZM215 85H213V87H214ZM88 87V86H87ZM97 87V86H96ZM136 87V86H135ZM134 87V88H135ZM165 87V86H164ZM205 87V86H204ZM220 87V86H219ZM226 87V86H225ZM4 88V87H3ZM34 88H35V86H34ZM74 88H76V87H73V90H74ZM98 88V87H97ZM96 88V89H97ZM113 88V87H112ZM118 88V87H117ZM121 88V87H120ZM141 88V87H140ZM139 88V89H140ZM146 88V87H145ZM149 88V87H148ZM157 88V87H156ZM182 88V87H181ZM245 87L243 86V89H244ZM28 89L30 90V88L28 87ZM33 89V88H32ZM36 89V88H35ZM35 89H33V90H35ZM78 90H79V88H77ZM83 89V88H82ZM87 89L88 88H86V92H87ZM105 89V88H104ZM108 89V88H107ZM143 89V88H142ZM164 89V88H163ZM167 89H168V87H167ZM197 90H198V88H196ZM195 89V90H196ZM208 89H209V87H208ZM213 89V88H212ZM216 90H217V87L215 88ZM215 89H213V90H215ZM219 89V88H218ZM221 89H222V87H221ZM242 89V90H243ZM8 90V89H7ZM92 90V89H91ZM95 90V89H94ZM125 90H126V86H125ZM133 90V87H132V89H131V91ZM144 90V89H143ZM158 90V89H157ZM196 90V91H197ZM204 90V89H203ZM227 90V89H226ZM230 90H229V92H230ZM244 90H246V89H244ZM249 90V89H248ZM6 91V90H5ZM4 91V92H5ZM26 91V90H25ZM82 91V90H81ZM81 91H80V93H81ZM100 91V90H99ZM105 91V90H104ZM129 91V90H128ZM136 91V90H135ZM141 91V90H140ZM188 91V90H187ZM201 91V90H200ZM221 91V90H220ZM2 92V91H1ZM10 92V91H9ZM31 92H33V91H31ZM52 92V91H51ZM73 92V91H72ZM78 92V91H77ZM91 92H93V91H91ZM96 92V91H95ZM144 92V91H143ZM146 92V91H145ZM144 92V93H145ZM149 92V91H148ZM151 92V91H150ZM163 92V91H162ZM166 92V91H165ZM204 92V91H203ZM211 92H213V91H211ZM221 92H223V91H221ZM248 92V91H247ZM39 93V92H38ZM73 93H75V92H73ZM99 93H101V92H99ZM109 93V92H108ZM117 93V92H116ZM156 93V92H155ZM206 93V92H205ZM224 93V92H223ZM249 93V92H248ZM6 94H9V93H2L1 95H2V100H3V103L5 102V104L7 105V96H6ZM20 93H18L17 92V95L16 96H18ZM60 94V95H59ZM77 94H79V93H77ZM82 94V93H81ZM81 94H79V95H81ZM84 94V93H83ZM82 94V95H83ZM89 94V93H88ZM93 94H96V93H93ZM103 94V93H102ZM101 94V95H102ZM150 94V93H149ZM148 94V95H149ZM196 94V93H195ZM222 94V93H221ZM225 94V93H224ZM228 94V93H227ZM240 94V93H239ZM238 94V95H239ZM244 94H245V92H244ZM247 94V93H246ZM250 94V93H249ZM255 94V93H254ZM257 94V93H256ZM35 95V94H34ZM33 95V96H34ZM40 95V94H39ZM103 95H105V94H103ZM129 95V94H128ZM152 95H154V94H152ZM163 95V94H162ZM192 95V94H191ZM207 95H208V93H207ZM212 95V94H211ZM210 95V96H211ZM214 95H216V94H214ZM230 95V94H229ZM229 95H228V97H229ZM242 95V94H241ZM241 95H239V96H241ZM248 95V94H247ZM247 95L245 96V95H243V96H245V97H247ZM251 95H252V90H251ZM31 96H32V94H31ZM96 96V95H95ZM94 96V97H95ZM99 96H100V94H99ZM141 96V95H140ZM224 96V95H223ZM226 96V95H225ZM15 97V96H14ZM18 97H20V98H18V101H17V105L19 106V105H21L22 103L24 104V105H21V106H26L27 104L26 103H24V101H23V98H22V103H21V101H19V99H21V95L20 96H18ZM80 98L82 97V96H79ZM85 97V95L83 96V98ZM91 97H92V95H91ZM101 97H104V96H101ZM145 97H147V96H145ZM169 97V96H168ZM206 97V96H205ZM209 97V96H208ZM219 97V96H218ZM227 97V98H228ZM248 97H249V95H248ZM251 97V96H250ZM255 97V96H254ZM260 97V96H259ZM258 97V98H259ZM10 98V97H9ZM30 98V97H29ZM85 98H87V97H85ZM93 98V97H92ZM108 98V97H107ZM130 98V97H129ZM152 99H149V100H151L152 102L151 103H153V101H156V102H158V101H160V95H159V93L157 94V96H156V98L154 99L153 97H151ZM161 98H162V96H161ZM166 98V97H165ZM211 98V97H210ZM221 98V97H220ZM223 98V97H222ZM14 99V98H13ZM26 99V98H25ZM44 99V98H43ZM88 99V98H87ZM96 99V98H95ZM99 99H100V97H99ZM125 99V98H124ZM128 99V98H127ZM134 99V98H133ZM139 99V98H138ZM147 99V98H146ZM163 99H164V97H163ZM213 99V98H212ZM230 99V98H229ZM232 99V102L233 101H237V99L235 98V97H233V98H231ZM233 99H236V100H233ZM246 99V98H245ZM260 99H261V97H260ZM259 99V100H260ZM1 100V99H0ZM89 100H90V98H89ZM88 100V101H89ZM103 100V99H102ZM101 100V101H102ZM172 100V99H171ZM170 100V101H171ZM206 100V99H205ZM242 100H244V98L242 99ZM256 100H258V99H256ZM9 101V100H8ZM11 101V100H10ZM44 101V100H43ZM80 101H82V98L80 99ZM85 101V100H84ZM84 101H83V103H84ZM97 101H99V100H97ZM106 101V100H105ZM121 101V100H120ZM125 101H126V99H125ZM140 101V100H139ZM139 101H138V103H139ZM142 101V100H141ZM145 101V100H144ZM165 101V100H164ZM208 101V100H207ZM211 101V100H210ZM250 101V100H249ZM255 100H253V102H254ZM7 102V103H6ZM47 102V101H46ZM73 102V101H72ZM85 102H87V101H85ZM90 102V101H89ZM88 102V103H89ZM92 102V101H91ZM91 102H90V104H91ZM206 102V101H205ZM216 102V101H215ZM226 102H228V101H226ZM246 102V100L244 101V103ZM248 102V101H247ZM246 102V103H247ZM257 102V101H256ZM16 103V102H15ZM66 103V102H65ZM64 103V104H65ZM70 103V102H69ZM68 103V104H69ZM74 103V102H73ZM73 103H70L69 104V106L70 107H67V108H71V110L72 109H75L74 108V104ZM111 103V102H110ZM119 103V102H118ZM142 103V102H141ZM147 103V102H146ZM207 103H209V102H207ZM245 103V104H246ZM252 103V102H251ZM1 104H2V101H1ZM67 104V105H68ZM81 104V103H80ZM96 104V103H95ZM103 104V103H102ZM106 105H108L107 103H105ZM125 104V103H124ZM155 104V103H154ZM157 104H159V103H157ZM166 104V103H165ZM228 104V103H227ZM230 104V103H229ZM234 104V103H233ZM241 104H242V101H241ZM244 104V105H245ZM249 104V103H248ZM257 104V103H256ZM5 105V106H6ZM43 105V104H42ZM50 105V104H49ZM75 105H76V103H75ZM89 104H87V106H88ZM101 105V104H100ZM114 105H117V104H114ZM152 105V104H151ZM161 105H163V104H161ZM173 105V104H172ZM209 105V104H208ZM222 105H225V104H222ZM237 105V104H236ZM243 105V104H242ZM244 105L243 106H241V107H243V109H244ZM252 105V104H251ZM255 105V104H254ZM4 106V105H3ZM81 106V105H80ZM83 106V105H82ZM89 106H91V105H89ZM93 106H96V105H92V107ZM102 106H105V105H102ZM101 106V107H102ZM129 106V105H128ZM146 106V105H145ZM145 106H142V107H145ZM159 106V105H158ZM169 107H170V105H168ZM191 106V105H190ZM207 106V105H206ZM253 106V105H252ZM251 106V107H252ZM259 106H260V104H259ZM7 107V106H6ZM28 107V106H27ZM26 107V109L28 110V112H29V110H30V108L28 107L27 108ZM77 107V106H76ZM86 107V106H85ZM84 107V108H85ZM110 107V106H109ZM108 107V108H109ZM115 107V106H114ZM123 107V106H122ZM136 107V106H135ZM166 107H167V105H166ZM183 107H184V105H183ZM195 107H197V106H195ZM214 107V106H213ZM217 107V106H216ZM225 108H226V106H224ZM233 107V106H232ZM231 107V108H232ZM238 107V106H237ZM8 108V107H7ZM10 108V107H9ZM19 108H20V106H19ZM24 108V107H23ZM49 108V107H48ZM63 108V107H62ZM104 108V107H103ZM111 108V107H110ZM113 108V107H112ZM111 108V109H112ZM115 108H117V107H115ZM114 108V109H115ZM124 108V107H123ZM158 108V107H157ZM160 108V107H159ZM188 108V107H187ZM193 108V107H192ZM198 108V107H197ZM202 108H203V106H202ZM256 108V107H255ZM2 109V108H1ZM77 109V108H76ZM93 109V108H92ZM110 109V110H111ZM119 109V108H118ZM133 109V108H132ZM143 109H145V108H143ZM151 109V108H150ZM156 109V108H155ZM154 109V110H155ZM196 109V108H195ZM248 109V108H247ZM247 109L246 110H244V111H247ZM257 109V108H256ZM26 110V111H27ZM70 110V109H69ZM100 110V109H99ZM102 110H104V109H102ZM120 110V109H119ZM125 110V109H124ZM127 110H128V108H127ZM135 110H137V109H135ZM221 110H223V109H221ZM238 110H239V108H238ZM251 110H252V108H251ZM251 110L250 109H248V111H250V113L252 114V112H251ZM4 111H5V109H4ZM9 111V110H8ZM31 111V110H30ZM75 111V110H74ZM82 111H84V110H82ZM87 111V112H86ZM86 111H84L85 112V116L88 114V113H90V108H88V107H86ZM95 111H97L96 110V107H95ZM111 111H113V110H111ZM123 111V110H122ZM197 111H199V110H197ZM202 111V110H201ZM204 111V110H203ZM202 111V112H203ZM213 111H215V109L213 110ZM237 111V110H236ZM253 111H255L254 110V108H253ZM2 112V111H1ZM65 112V111H64ZM103 112V111H102ZM106 112V111H105ZM114 112V111H113ZM119 113H120V111H118ZM128 112V111H127ZM152 112V111H151ZM156 112V111H155ZM200 112V111H199ZM231 112V111H230ZM240 112V111H239ZM32 113V112H31ZM81 113V112H80ZM79 113V114H80ZM83 113V112H82ZM95 113V112H94ZM107 113H108V111H107ZM115 113V112H114ZM118 113V114H119ZM129 113V112H128ZM146 113V112H145ZM172 113V112H171ZM215 113H216V111H215ZM228 113H229V111H227V116H228ZM245 113V112H244ZM250 113H248V115L250 114ZM2 114V113H1ZM102 114V113H101ZM101 114H99V115H101ZM104 114H106V113H104ZM108 114H110V113H108ZM117 114V113H116ZM130 114V113H129ZM146 114H148V113H146ZM155 114V113H154ZM157 114V113H156ZM182 114V113H181ZM181 114H180V116H181ZM195 114H197V113H195ZM200 114V113H199ZM243 114V113H242ZM31 115V114H30ZM68 115V114H67ZM69 115H70V113H69ZM74 115H75V117L74 118H76V114L74 113ZM83 115H84V113H83ZM91 114H89V116H90ZM140 115V114H139ZM148 115H150V114H148ZM152 115V114H151ZM177 115V114H176ZM185 115V114H184ZM193 115V114H192ZM198 115V114H197ZM213 115V114H212ZM216 115V114H215ZM220 115H221V113H220ZM225 115V116H226ZM231 115V114H230ZM237 115V114H236ZM2 116V115H1ZM25 116V115H24ZM71 116H73V112L71 113ZM78 116H80V115H78ZM89 116H87V118H90ZM96 115H94V117H95ZM108 116V115H107ZM106 116V117H107ZM120 116H121V114H120ZM123 116V115H122ZM126 116V115H125ZM128 116V115H127ZM129 116H131V114L129 115ZM128 116V117H129ZM146 116V115H145ZM178 116V115H177ZM226 116V117H227ZM233 116V115H232ZM241 116V115H240ZM245 116H247V115H245ZM36 117H38V114L36 115ZM93 117V118H94ZM102 117V116H101ZM100 117V118H101ZM109 117V116H108ZM111 117H113L112 115H111ZM124 117V116H123ZM128 117H127V119H128ZM149 117V116H148ZM154 117V116H153ZM156 117H158V115L156 116ZM249 117V116H248ZM251 117V116H250ZM253 117V116H252ZM262 117L263 118H261V123H263L264 124V113H262ZM2 118V117H1ZM25 118V117H24ZM40 118V117H39ZM83 118V117H82ZM92 118V117H91ZM99 118V119H100ZM116 118V116L113 118V119H115ZM130 118V117H129ZM141 118V117H140ZM144 118V117H143ZM164 118V117H163ZM200 118V117H199ZM217 118V116L215 117V119ZM230 118H231V116H230ZM240 118H242V117H240ZM3 119V118H2ZM7 119V118H6ZM33 119V118H32ZM65 119V118H64ZM63 119V120H64ZM71 120H73L72 119V117L70 118ZM77 120H79V121H77V123H79V124H82L84 121H83V119H79V117L78 118H76ZM102 119V118H101ZM112 119V118H111ZM117 119H118V117H117ZM122 119H124V118H122ZM121 119V120H122ZM159 119V118H158ZM218 119V118H217ZM216 119V120H217ZM224 119V118H223ZM226 119V118H225ZM242 119H244L245 120V117H243ZM249 119V118H248ZM37 121H38V118L36 119ZM40 120H41V118H40ZM89 119H87V121H88ZM98 120V119H97ZM104 120V119H103ZM108 120V119H107ZM110 120V119H109ZM118 120H120V119H118ZM210 120H211V118H210ZM222 120V119H221ZM3 121V120H2ZM43 121V120H42ZM105 121V120H104ZM111 121V120H110ZM114 121V120H113ZM128 121V120H127ZM130 121V120H129ZM136 121V120H135ZM248 121V120H247ZM251 121H252V119H251ZM253 121H256L257 122V120H256V118H255V120L253 119ZM4 122H6V120L4 121ZM34 122H35V119H34ZM40 122V121H39ZM73 122H74V120H73ZM107 122V121H106ZM115 122H117V120L115 121ZM121 122V121H120ZM123 122V121H122ZM121 122V123H122ZM125 122V121H124ZM123 122V123H124ZM132 122V121H131ZM147 122V121H146ZM151 122V121H150ZM160 122V121H159ZM172 122V121H171ZM220 122V121H219ZM243 122H245V121H243ZM249 122H250V120H249ZM248 122V123H249ZM256 122H255V124H256ZM40 123H42V122H40ZM75 123V122H74ZM91 123V122H90ZM89 122H87L86 124H90ZM112 123V122H111ZM133 123V125H134V123L135 122H132ZM137 123V122H136ZM144 123V122H143ZM148 123V122H147ZM155 123V122H154ZM161 123V122H160ZM179 123V122H178ZM241 123V122H240ZM246 123V122H245ZM251 123V122H250ZM253 123V122H252ZM6 124V123H5ZM42 124H44V122L42 123ZM117 124H119V123H117ZM126 124H127V122H126ZM145 125H143V126H145V127H148V126H146V123H144ZM219 124V123H218ZM47 125V124H46ZM45 124H44V128H45V126H46ZM83 125H85V122H84V124ZM91 125H92V123H91ZM110 125H112V124H110ZM110 125H108V126H110ZM119 125H122V124H119ZM139 125H140V123H139ZM213 125V124H212ZM217 126V124H214V126ZM220 126H221V123L219 124ZM239 125V124H238ZM246 125H248V124H245V126ZM253 125H254V123H253ZM257 125H258V122H257ZM78 126V125H77ZM80 126V125H79ZM78 126V127H79ZM82 126V125H81ZM93 126V125H92ZM124 126V125H123ZM154 126H156V125H154ZM158 126H159V124H158ZM166 126V125H165ZM169 126V125H168ZM213 126V127H214ZM215 126V127H216ZM224 126V125H223ZM235 126H236V124H235ZM240 126V125H239ZM249 126V125H248ZM255 126V125H254ZM260 126V125H259ZM264 126V125H263ZM85 127H87L88 129H85ZM115 127V126H114ZM116 127H118V126H116ZM124 127H127V125L126 126H124ZM130 127V126H129ZM134 127V126H133ZM137 127V126H136ZM257 127V126H256ZM255 127V128H256ZM261 127V126H260ZM7 128V127H6ZM83 128V127H82ZM81 127L79 128V129H81V131L82 132H80V133H83L85 136H86V134H89V127L88 126H84V129L86 130V134L84 133V131H83V129H82ZM94 128V127H93ZM108 128V127H107ZM106 128V129H107ZM119 128V127H118ZM132 128V127H131ZM139 128H142V127H139ZM153 127H151V129H152ZM236 128H237V126H236ZM243 128H244V126H243ZM250 128V127H249ZM17 129V128H16ZM20 129V128H19ZM66 129V128H65ZM111 129V128H110ZM120 129V128H119ZM121 129H122V127H121ZM126 129V128H125ZM128 129V128H127ZM135 129V128H134ZM145 129V128H144ZM147 129V128H146ZM154 129V128H153ZM164 129V128H163ZM221 129H222V127H221ZM241 129H242V127H241ZM46 130V129H45ZM105 130V129H104ZM112 130V129H111ZM149 130V129H148ZM165 130V129H164ZM167 130V129H166ZM172 130V129H171ZM202 130H204V129H202ZM215 130H217L218 131V129H215ZM235 130H238V128L237 129H235ZM234 130V131H235ZM253 131H255L256 130V132H257V130H259V129H252ZM261 130H264V129H261ZM18 131V130H17ZM47 131L49 132V133H51V134H53V135H55V137H57V135L59 134V132L55 129V128H53V127H51V126H48L47 127ZM94 131H97V130H94ZM124 131V130H123ZM128 131V130H127ZM126 131V132H127ZM130 131V130H129ZM146 131V130H145ZM158 131V130H157ZM161 131H162V128H161ZM170 131V130H169ZM174 131V130H173ZM205 131V130H204ZM208 131V130H207ZM225 131V130H224ZM239 131V130H238ZM246 131V130H245ZM3 132V131H2ZM71 132H72V130H71ZM111 132V131H110ZM113 132V131H112ZM138 132H139V130H138ZM143 132V131H142ZM147 132V131H146ZM165 132V131H164ZM171 132V131H170ZM170 132H169V134H170ZM177 132V131H176ZM227 132V131H226ZM231 132V131H230ZM243 132H244V130H243ZM259 132V131H258ZM1 133V132H0ZM48 133V134H49ZM78 133V132H77ZM99 133V132H98ZM130 133V132H129ZM158 133H162V132H158ZM173 133V132H172ZM229 133V132H228ZM239 133V132H238ZM254 132H252V134H253ZM260 133H262V131H260ZM258 134V135H261L262 137H263V135L262 134ZM2 134V133H1ZM0 134V135H1ZM19 134H20V132H19ZM57 134V135H56ZM82 134V135H83ZM140 134V133H139ZM142 134V133H141ZM148 134V133H147ZM154 134V133H153ZM166 134V133H165ZM196 134V133H195ZM208 134V133H207ZM214 134V133H213ZM224 134H225V132H224ZM248 134V133H247ZM256 134V133H255ZM254 134V135H255ZM263 134H264V132H263ZM93 135L95 136V134L93 133ZM108 135V134H107ZM122 135V134H121ZM126 135V134H125ZM130 135V134H129ZM146 135V134H145ZM149 135H151V132H150V134ZM148 135V136H149ZM155 135H157V134H155ZM159 135V134H158ZM172 135V134H171ZM174 135V134H173ZM239 135H240V133H239ZM238 135V136H239ZM251 135V134H250ZM257 135V137L259 138V136ZM3 136V135H2ZM5 136V135H4ZM25 136V135H24ZM52 136V135H51ZM60 135H58V137H59ZM88 136H90V135H87V137ZM92 136V135H91ZM142 136H144V134L142 135ZM147 136V135H146ZM154 136V135H153ZM161 136V135H160ZM163 136V135H162ZM167 136V135H166ZM175 136V135H174ZM214 136V135H213ZM227 136V135H226ZM228 136H229V134H228ZM235 136H237V135H235ZM32 137V136H31ZM61 137V136H60ZM56 138L57 140H62V141H66L65 140V138L64 137H61V138ZM105 137V136H104ZM155 137H157V136H155ZM169 137H173V136H169ZM176 137V136H175ZM178 137V136H177ZM231 137V136H230ZM229 137V138H230ZM233 137V136H232ZM241 137V136H240ZM245 137V136H244ZM252 137V136H251ZM2 138V137H1ZM0 138V139H1ZM6 138V137H5ZM22 138V137H21ZM94 138V137H93ZM120 138H121V136H120ZM144 138V137H143ZM148 138V137H147ZM153 138V140L155 139L154 137H152ZM151 138V139H152ZM180 138H182V137H179V138H177V139H180ZM193 138V137H192ZM191 138V139H192ZM211 138V137H210ZM209 138V139H210ZM221 138V137H220ZM254 138H256V137H254ZM257 138V139H258ZM4 139V138H3ZM9 139V144L10 145H13L14 147H15V149H17L18 150V148H23V144H22V142H20V141H12V140H10V138H8ZM7 139V140H8ZM32 139V138H31ZM96 139H98L99 140V138H96ZM107 139V138H106ZM116 139H118V138H116ZM122 139V138H121ZM138 139H140V137L138 138ZM146 139V138H145ZM149 139V138H148ZM147 139V140H148ZM161 139V138H160ZM163 139V138H162ZM168 139V138H167ZM167 139H164V141H162V142H165V141H167ZM194 139V138H193ZM197 139V138H196ZM223 139V138H222ZM235 139V138H234ZM257 139H255V140H257ZM262 139V138H261ZM260 139V140H261ZM5 141H7L6 139H4ZM36 140V139H35ZM153 140H152V142H153ZM172 140H175V139H172ZM181 140V139H180ZM185 140V139H184ZM212 140V139H211ZM215 140V139H214ZM214 140H213V143H214ZM218 140V139H217ZM226 140H229V139H226ZM225 140V141H226ZM236 140V139H235ZM242 140V139H241ZM249 140V139H248ZM260 140H257V141H259V143L260 142H262V141H260ZM263 140H264V138H263ZM100 141V140H99ZM109 141V140H108ZM107 141V142H108ZM113 141H115V140H113ZM158 141V140H157ZM161 141V140H160ZM182 141V140H181ZM195 141V140H194ZM206 141H208V140H206ZM216 141V140H215ZM220 141V140H219ZM224 141V140H223ZM232 141H233V139H232ZM231 141V142H232ZM257 141L255 142V143H257ZM4 142V141H3ZM2 142V143H3ZM101 142V141H100ZM106 142V141H105ZM104 142V139H103V142H101L102 144H104L105 143ZM112 142V141H111ZM140 142V141H139ZM155 142V141H154ZM172 142V141H171ZM177 142H180V141H177ZM188 142V141H187ZM212 142V141H211ZM210 142V143H211ZM216 142H218V141H216ZM250 142V141H249ZM1 143V142H0ZM0 144V147H1V145H2V147L3 148H5L6 149V147H4L3 146V144ZM5 143V142H4ZM131 143V142H130ZM161 143V142H160ZM170 143V142H169ZM194 143H197V142H194ZM201 143H203V141L201 142ZM206 143H208V142H206ZM205 143V144H206ZM219 144H220V142H218ZM237 143H239V142H236V144ZM108 144V143H107ZM114 144H116L115 142H114ZM120 144V143H119ZM139 144V143H138ZM142 144V143H141ZM151 144V143H150ZM163 144V143H162ZM181 144V143H180ZM179 144V145H180ZM182 144H183V147H184V143L182 142ZM236 144H233V145H236ZM243 144V143H242ZM6 145H8V144H6ZM104 145H106V144H104ZM111 145V144H110ZM121 145V144H120ZM123 145V144H122ZM154 145V144H153ZM156 145V144H155ZM160 145V144H159ZM158 145V146H159ZM173 145V144H172ZM178 144H176V146H177ZM188 145V144H187ZM192 145V144H191ZM191 145H190V148H191ZM225 145V144H224ZM230 145V144H229ZM231 145H232V143H231ZM253 145V144H252ZM258 145V144H257ZM259 145H263L264 146V144H259ZM13 146H12V148H13ZM113 146V145H112ZM117 146V145H116ZM119 146V145H118ZM144 146V145H143ZM164 146V145H163ZM181 146V145H180ZM206 146V145H205ZM210 146V145H209ZM209 146H208V149H209ZM217 146V145H216ZM1 147V148H2ZM7 147H9V145L7 146ZM109 147V146H108ZM107 147V148H108ZM113 147H115V146H113ZM152 147H154V146H152ZM170 146L168 145V147L167 148H169ZM172 147V146H171ZM178 147V146H177ZM188 147V146H187ZM198 147V146H197ZM200 147V146H199ZM211 147V146H210ZM213 147V146H212ZM218 147V146H217ZM2 148V149H3ZM110 148V147H109ZM151 148V147H150ZM156 148H157V146H156ZM185 148V147H184ZM183 148V149H184ZM189 148V147H188ZM196 148V147H195ZM203 148H205L204 146H203ZM219 148V147H218ZM227 148V147H226ZM235 148H237V147H235ZM256 148V147H255ZM258 148V147H257ZM260 148H263L262 146L260 147ZM5 149H3L4 151H5ZM8 149V148H7ZM104 150H105V148H103ZM110 149H112V147L110 148ZM118 149V148H117ZM120 149H121V147H120ZM137 149V148H136ZM153 149V148H152ZM152 149H150V150H152ZM172 149V148H171ZM173 149H175V148H173ZM177 149V148H176ZM179 149H182V148H180L179 147ZM207 149V148H206ZM220 149V148H219ZM223 149H225V148H223ZM239 149V148H238ZM245 150V151H248V150H250L251 149V147H241L240 146V149L239 150ZM259 149V148H258ZM264 149V148H263ZM24 150V149H23ZM150 150H148V151H150ZM162 150V149H161ZM167 150V149H166ZM216 150H217V148H216ZM221 150V149H220ZM229 150H231V149H229ZM257 150V149H256ZM1 151V150H0ZM14 151H16V150H13L11 153H13ZM114 151V150H113ZM143 150L141 149V152H142ZM145 151H146V149H145ZM159 151H160V149H159ZM198 151H200V150H198ZM219 151V150H218ZM226 151H228V149L226 150ZM233 151H235V150H233ZM2 152V151H1ZM9 152V151H8ZM7 152V153H8ZM138 152H140V151H138ZM160 152H163V151H160ZM170 152H172L171 150H170ZM202 152H204V151H202ZM205 152H208V151H205ZM210 152V151H209ZM236 152V151H235ZM235 152H233V153H235ZM250 152V151H249ZM264 152V151H263ZM4 153V152H3ZM2 153V154H3ZM11 153H8V154H11ZM20 153V152H19ZM18 153V151H17V154H19ZM134 153V152H133ZM166 153V152H165ZM174 153V152H173ZM197 153V152H196ZM199 153V152H198ZM211 153V152H210ZM215 153V152H214ZM229 153H230V151H229ZM231 153H232V151H231ZM246 153V152H245ZM262 153V152H261ZM1 154V153H0ZM8 154H6V155H8ZM16 154V155H17ZM115 154H116V151H115ZM130 154V153H129ZM129 154H127V155H129ZM144 152H143V155L142 156H144ZM164 154V153H163ZM169 154V153H168ZM177 154V153H176ZM179 154V153H178ZM222 154H223V151H222ZM225 154H226V152H225ZM224 154V155H225ZM250 154V153H249ZM4 155V154H3ZM3 155H1V156H3ZM13 155H15V153H13ZM15 155V156H16ZM78 155L80 156V159H79V161L78 162H80V165H77V166H84V168H85V170L83 171L84 173H86L87 174V176L89 177V182L90 181H92L93 182V186H92V188L96 191L98 188H104L105 190H104V195H105V197H102V198H105L106 199V197H107V199H109V201L111 202H114V199H113V195H114V192H117L116 191V186H115V189H113L112 187H114V184L116 183H118V184H121V186L124 184V181L122 180V179H112V178H110L107 174H106V172H105V170L104 169H101L97 164H95L91 159H89L83 152H81V150H78ZM146 155V154H145ZM165 155V154H164ZM186 155V154H185ZM196 155H198V154H196ZM213 155V154H212ZM228 155V154H227ZM229 155H231V154H229ZM228 155V156H229ZM237 155H238V153H237ZM243 155V154H242ZM259 155H260V153H259ZM15 156H13V157H15ZM22 156H24V158L26 157V159L27 158H29L28 160H29V162L31 161V166L32 165H40V166H42V168H44L45 169V171H46V175H45V177H44V180H45V178H46V180L49 182L48 184H50L51 182H53L54 180H55V178H57L58 177V179H60V180H62V179H65L66 178V173H67V169H66V166L68 165V164H66V161L68 160L66 157H53V158H39L38 156H36V155H34V154H30V153H28V152H22ZM56 156V155H55ZM165 156H167V155H165ZM173 157H174V155H172ZM171 156V157H172ZM202 156H204L205 157V155L204 154H202ZM202 156H201V159H202ZM226 156V155H225ZM234 156V155H233ZM233 156H232V158H233ZM248 156V155H247ZM252 156H254L253 154H252ZM262 156H264V155H262ZM9 157V156H8ZM11 157H12V154H11ZM18 157H19V160H20V157H21V155L19 154L18 156H17V161H18ZM154 157V156H153ZM170 157V158H171ZM178 157V156H177ZM177 157H176V160H177ZM179 157H180V155H179ZM185 157V156H184ZM194 158H195V156H193ZM193 157H191V159L193 158ZM206 157H208V155L206 156ZM224 157V156H223ZM223 157H222V159H223ZM243 157H245V156H243ZM249 157V156H248ZM251 157V156H250ZM255 157V156H254ZM259 157V156H258ZM0 158H2V157H0ZM113 158V157H112ZM148 158H150V157H148ZM190 158V157H189ZM189 158H188V160H189ZM210 158V157H209ZM212 158V157H211ZM211 158L209 159V160H211ZM220 158V157H219ZM227 158V157H226ZM231 158V157H230ZM235 158H236V154H235ZM242 157H239V160L241 159ZM246 158V157H245ZM264 158V157H263ZM6 159H8V158H6ZM13 159H15V158H13ZM22 159V158H21ZM167 159V158H166ZM181 159H183L182 158V156H181ZM190 159V160H191ZM199 159H200V157H199ZM208 159V158H207ZM213 159H214V157H213ZM221 158H220V160H222ZM225 159V158H224ZM242 159H244V158H242ZM257 159V158H256ZM260 159V158H259ZM4 160V159H3ZM10 160V159H9ZM164 160V159H163ZM169 160V159H168ZM173 160H175V158L173 159ZM173 160H171V161H173ZM175 160V161H176ZM228 161H229V159H227ZM250 160V159H249ZM252 160V159H251ZM5 161V160H4ZM4 161H3V163H4ZM14 161V160H13ZM13 161L11 162V163H13ZM15 161H16V159H15ZM24 161V160H23ZM22 161V162H23ZM167 161V160H166ZM178 161V160H177ZM171 162V163H173V166H172V168H171V170L170 171H166V172H164V174H165V176H168L171 180H172V178L171 177H173L175 174L179 177V178H181L182 176H183V174H184V167H183V169H181V165L183 164H181L180 165V160H179V162ZM186 160H184V162H185ZM208 161V160H207ZM215 161V160H214ZM219 161V160H218ZM234 160L232 159V162H233ZM254 161V160H253ZM259 161V160H258ZM257 161V162H258ZM260 161H262V160H260ZM0 162H2V161H0ZM7 162H8V160H7ZM20 162V161H19ZM26 162V161H25ZM75 163H76V160L74 161ZM69 163V165L68 166H70V165H75V163ZM145 162V161H144ZM150 162V161H149ZM216 162V161H215ZM222 162V161H221ZM224 162H227V161H224ZM231 162V161H230ZM235 162H236V160H235ZM239 162V161H238ZM252 162V161H251ZM264 162V161H263ZM139 163V162H138ZM148 162H146V164H147ZM152 163V162H151ZM165 163V162H164ZM219 163V162H218ZM244 163H245V161H244ZM247 163V162H246ZM255 164H257L256 162H254ZM262 163V162H261ZM1 164V163H0ZM4 164H6V163H4ZM2 165V166H5V165ZM23 164V163H22ZM77 164V163H76ZM150 164V163H149ZM158 164H159V162H158ZM157 164V165H158ZM167 164H170V163H167ZM185 164V163H184ZM228 164V163H227ZM230 164V163H229ZM234 164V163H233ZM249 164V163H248ZM247 164V165H248ZM6 165H8V163L6 164ZM24 165V164H23ZM140 165H145L144 163L143 164H140ZM157 165H156V167L154 168V169H156V170H158V168H157ZM240 165V164H239ZM247 165H245V166H247ZM250 165V164H249ZM254 165V164H253ZM14 166V165H13ZM12 166V167H13ZM18 166H21V165H18ZM24 166H26V165H24ZM28 166H30V163L28 164ZM39 166V167H40ZM67 166V167H68ZM147 166V165H146ZM154 166V165H153ZM159 166H160V164H159ZM168 166V165H167ZM184 166V165H183ZM238 166V165H237ZM243 166V165H242ZM245 166H243V168H245ZM16 167V166H15ZM37 167V166H36ZM73 167H75V166H72V168ZM79 168L80 170L82 169V168ZM149 167V166H148ZM174 167V168H173ZM221 167H223V166H221ZM220 167V168H221ZM229 167V166H228ZM241 167V166H240ZM248 167V166H247ZM17 168V167H16ZM78 168V167H77ZM76 168V169H77ZM151 168H153L152 166H151ZM161 168V167H160ZM159 168V169H160ZM163 168V167H162ZM188 168V167H187ZM219 168V167H218ZM226 168V167H225ZM238 168V167H237ZM248 168H252V167H248ZM15 169V168H14ZM18 169V168H17ZM21 169V168H20ZM23 169H25V170H23ZM22 170H23V172L22 173H24L23 174V178H21V177H19V176H17L16 177V184L15 185H13L12 186V189L11 190H13V193L15 192V194H17V195H19L20 194V196H21V199H23L24 200V198H25V200H27L26 198H28L30 201L31 200H34L33 201V204H34V202L35 201H38L37 202V204H36V202H35V204L34 205H38L39 204V202L41 203V205H42V207L43 208H45L44 210L46 211V210H49L48 211V213L50 212V214L52 213V215H55V217L57 216H60L61 218V220L63 219L64 221H67V224L70 226V224L72 225L73 224V222H74V220H76V219H82V220H84L85 218L84 217H86V216H84L83 217V211L82 210H84L85 211V209L86 208H91V210L93 209V210H98V211H100L99 209H101V208H97L96 207V205H94V203L93 204H91L89 201L90 200H87V199H84V197H83V199H77L76 198V196H77V194L75 195V198L80 202L79 204H76V206L77 205H79V206H81V207H79V209H76V208H74V206H73V204H72V206L68 203L67 204V202L66 203H64V205H63V203H61V202H63V201H61V202H59V204H54L55 202L54 201H52V199H54L55 198V196L56 197H58V196H60L61 197V199L63 198V196H68L69 197V199L71 198V196H69L68 194H70V193H72V191H73V193H74V188L75 187H72L73 188V190H71V192L70 193H67V195H65V193H64V191H57L56 189V187H54V188H56V189H53L52 188V184L50 185V186H41L43 189L41 190L40 188H37V187H34V185L36 184V182H34L32 179V177H36V175L38 176L39 175V173L38 174H36V173H34V172H37V170H38V168H37V170H32L31 168L29 169H27L26 170V168H23ZM41 169V168H40ZM68 169H71V168H68ZM164 170H165V166H164V168H163ZM162 169V170H163ZM222 169V168H221ZM228 169V168H227ZM263 169V168H262ZM12 170V169H11ZM67 170V171H66ZM79 170V171H80ZM3 171H4V169L0 166V200L2 201L3 200V203H5L6 205H10L11 203L9 202V199H8V196L4 193V191H3V189H2V185L4 184L5 185V183L7 182L8 183V181L9 180H11V176H9V175H6V176H8V177H4L3 175L4 174H2L3 173ZM7 171V170H6ZM13 171V170H12ZM14 171H16V170H14ZM41 171V170H40ZM39 171V172H40ZM72 171H75L74 169L72 170ZM79 171H76V172H79ZM132 172V171H131ZM159 172H160V170H159ZM13 173H16V172H12V174ZM18 173H20V171L18 172ZM21 173V174H22ZM42 173H43V171H42ZM45 173V172H44ZM43 173V174H44ZM82 172L80 171V174H81ZM130 173V172H129ZM34 174H36V175H34ZM70 174H72V173H70ZM69 174V175H70ZM86 174H83V175H85L86 176ZM137 174V176L139 175V172H137L136 173ZM167 174V175H166ZM262 174V173H261ZM68 175V174H67ZM68 175V176H69ZM73 175H74V173H73ZM75 175L76 176H78L77 175V173H75ZM133 175V174H132ZM234 175V174H233ZM76 176H74V177H76ZM79 176H81L82 177V174L81 175H79ZM78 176V177H79ZM86 176V177H87ZM129 176H131V175H129ZM224 176H225V174H224ZM223 176V177H224ZM13 177V176H12ZM41 177V176H40ZM40 177L38 176V178H39V180H41L40 179ZM55 177V178H54ZM71 177V176H70ZM73 177V176H72ZM79 178V180L80 179H82V178ZM135 177H136V175H135ZM167 177V178H168ZM32 178V179H31ZM37 178V179H38ZM69 178V177H68ZM13 179V178H12ZM71 179V178H70ZM76 179V178H75ZM84 179V178H83ZM136 179V178H135ZM176 179V178H175ZM238 179V178H237ZM42 180H43V178H42ZM43 180V181H44ZM45 180V182H47ZM60 180H58V181H60ZM66 180H67V178H66ZM74 180V179H73ZM77 181V182H81V180L80 181ZM85 180V179H84ZM87 180V179H86ZM134 180V179H133ZM12 181V180H11ZM68 181V180H67ZM70 181V180H69ZM72 181V180H71ZM71 181H70V183H71ZM137 181H138V177H137ZM136 181V182H137ZM5 182V183H4ZM76 182V183H77ZM88 182V181H87ZM229 182H230V180H229ZM3 183V184H2ZM11 183V182H10ZM62 182H60V184H61ZM74 183V182H73ZM140 183V182H139ZM2 184V185H1ZM14 184V183H13ZM56 184V183H55ZM54 184V185H55ZM58 184H59V182H58ZM59 184V185H60ZM63 184V183H62ZM67 184V183H66ZM72 184V183H71ZM117 184V186H120V185H118ZM240 184V183H239ZM9 185V184H8ZM8 185H6L7 187H8ZM37 185V184H36ZM65 185V184H64ZM142 185V184H141ZM147 185V184H146ZM145 185V186H146ZM71 186V185H70ZM90 186V185H89ZM109 186V187H108ZM238 186V185H237ZM245 186V185H244ZM251 186V185H250ZM6 187V188H7ZM66 187V186H65ZM64 187V188H65ZM68 187V186H67ZM147 187V186H146ZM214 187V186H213ZM125 188H127V187H125ZM143 188V187H142ZM202 188V187H201ZM7 189H9V188H7ZM6 189V190H7ZM76 189V188H75ZM83 189V188H82ZM84 189H86L85 187H84ZM119 189V188H118ZM117 189V190H118ZM121 189H122V187H121ZM120 189V190H121ZM123 189H124V187H123ZM128 189V188H127ZM127 189H126V191H127ZM132 190H133V188H131ZM131 189H129L130 191H131ZM193 189V188H192ZM10 190V189H9ZM59 190V189H58ZM90 191H92L91 190V186H90V189H89ZM115 190V191H114ZM128 190V191H129ZM195 190V189H194ZM194 190H189L187 193H190L191 192V194H193V191ZM8 191V190H7ZM77 191H78V189H77ZM77 191H75L76 193H77ZM80 192L82 191L81 190V188H80V190H79ZM98 191H99V189H98ZM119 191V190H118ZM147 191V190H146ZM170 191V190H169ZM198 191V190H197ZM232 191V190H231ZM10 192V191H9ZM79 192V193H80ZM83 192V191H82ZM124 192H125V190H124ZM235 192V191H234ZM73 193L72 194H70V195H73ZM86 193H89L88 192V190H87V192ZM91 193V192H90ZM93 193V192H92ZM99 193V192H98ZM131 193V192H130ZM133 193H134V191H133ZM194 193H195V191H194ZM204 193V192H203ZM84 194V193H83ZM82 194V195H83ZM103 194V193H102ZM119 194V193H118ZM124 194V193H123ZM155 194V193H154ZM186 194V193H185ZM211 194H213V193H211ZM217 194V193H216ZM234 194V193H233ZM236 194V193H235ZM58 195V196H57ZM91 195V194H90ZM90 195H89V197H90ZM93 195V194H92ZM95 195V194H94ZM121 195V194H120ZM130 195V194H129ZM132 195V194H131ZM186 195H188V194H186ZM205 195L206 194H204V197H205ZM210 195V194H209ZM238 195V194H237ZM253 195V194H252ZM85 196V195H84ZM103 196V195H102ZM115 196V195H114ZM124 196V195H123ZM136 196V195H135ZM138 196V195H137ZM193 196V195H192ZM199 196V195H198ZM221 196V195H220ZM241 196V195H240ZM247 196H250V194L249 195H247ZM246 196V197H247ZM254 196V195H253ZM253 196H251L252 197V199H254L253 198ZM258 196V195H257ZM22 197H24V198H22ZM67 197V198H68ZM79 197H80V195H79ZM86 197H87V195H86ZM97 197H99V196H97ZM116 197V196H115ZM120 197V196H119ZM133 197V196H132ZM132 197H130V198H132ZM245 197V196H244ZM45 199L46 200V202L45 201H43L42 199ZM59 198V197H58ZM74 198V199H75ZM81 198V197H80ZM135 198V197H134ZM140 198V197H139ZM186 198V197H185ZM194 198V197H193ZM200 198V197H199ZM203 198V197H202ZM208 198V197H207ZM12 199V198H11ZM75 199V200H76ZM90 199V198H89ZM95 199H97L96 197H95ZM100 199H101V196H100ZM105 199H104V201H105ZM106 199V200H107ZM118 199V198H117ZM117 199H115L116 201H117ZM122 199V198H121ZM129 199V198H128ZM143 199V198H142ZM187 199V198H186ZM206 199V198H205ZM216 199V198H215ZM231 199V198H230ZM24 200V201H25ZM28 200V201H29ZM71 200V199H70ZM103 200V199H102ZM123 200V199H122ZM125 200H126V196H125ZM139 200V199H138ZM141 200V199H140ZM244 200H245V198H244ZM256 200V199H255ZM258 200V199H257ZM29 201V202H30ZM41 201H43V202H41ZM54 202V203H52V202ZM59 201H60V199H59ZM65 201V200H64ZM72 201V203H73V199L71 200ZM115 201V202H116ZM119 201V200H118ZM127 201V200H126ZM137 201V200H136ZM212 201V200H211ZM214 201V200H213ZM232 201V200H231ZM251 201V200H250ZM15 202V201H14ZM26 202V201H25ZM28 202V203H29ZM108 202V201H107ZM114 202V203H115ZM123 202V201H122ZM125 202V201H124ZM139 202V201H138ZM142 202H145V200L144 201H142ZM147 202V201H146ZM145 202V203H146ZM259 201H257V203H258ZM2 202H0V204H1ZM76 203V202H75ZM99 203V202H98ZM106 203V202H105ZM105 203L104 204H102V205H105ZM120 203V202H119ZM119 203H115V204H118V208H119V206H120V208H122V206H121V204L119 205ZM128 203H129V201H128ZM128 203H124V204H128ZM141 203V202H140ZM257 203H256V205H257ZM30 204H32V202L30 203ZM114 204V205H115ZM132 204V203H131ZM149 204V203H148ZM147 204V205H148ZM152 204V203H151ZM187 204V203H186ZM201 204V203H200ZM199 204V205H200ZM203 204V203H202ZM252 204V203H251ZM254 204V203H253ZM252 204V205H253ZM260 204V203H259ZM109 205H111L110 203H109ZM130 205V204H129ZM134 205V204H133ZM140 205V204H139ZM143 205V204H142ZM146 205V206H147ZM208 205V204H207ZM263 205V204H262ZM1 207H2V205H0ZM25 206V205H24ZM40 206V205H39ZM64 206V207H63ZM87 206V207H86ZM101 206V205H100ZM112 206V205H111ZM110 206V207H111ZM126 206H128V205H126ZM125 206V207H126ZM261 206V205H260ZM3 207H5L4 205H3ZM2 207V208H3ZM11 207V206H10ZM20 207H22V206H20ZM26 207V206H25ZM28 207V206H27ZM78 207V206H77ZM113 207V206H112ZM111 207V208H112ZM116 207V206H115ZM124 207V206H123ZM129 207V206H128ZM127 207V208H128ZM139 207V206H138ZM143 207V206H142ZM151 207V206H150ZM152 207H153V205H152ZM156 207H159V206H156ZM210 207H212L211 205H210ZM255 207V206H254ZM257 207V206H256ZM261 207H263V206H261ZM81 208V209H80ZM130 208H131V206H130ZM132 208H133V206H132ZM137 208V207H136ZM160 208V207H159ZM158 208V209H159ZM178 208V207H177ZM7 209H8V207H7ZM10 209V208H9ZM8 209V210H9ZM39 209H42V208H39ZM104 209H105V207H104ZM135 209V207L133 208V210ZM141 209H143V208H141ZM145 209V208H144ZM143 209V210H144ZM147 209V208H146ZM145 209V210H146ZM151 209V208H150ZM154 209V208H153ZM153 209L151 210V211H153ZM183 209V208H182ZM205 209V208H204ZM251 209V208H250ZM4 210V209H3ZM7 210V211H8ZM11 210V209H10ZM14 210V209H13ZM125 210V209H124ZM127 210V209H126ZM128 210H129V208H128ZM130 210H132V209H130ZM129 210V211H130ZM136 210V209H135ZM144 210V211H145ZM149 210V209H148ZM157 210V208H155V211ZM162 210H163V208H162ZM5 211V210H4ZM16 211V210H15ZM90 211V210H89ZM122 211V210H121ZM159 211V210H158ZM195 211V210H194ZM197 211V210H196ZM218 211V210H217ZM245 211V210H244ZM260 211V210H259ZM87 212V211H86ZM125 212V211H124ZM132 212V211H131ZM135 212H137V211H135ZM140 212H142V211H140ZM162 212V211H161ZM165 212V211H164ZM163 212V213H164ZM210 212V211H209ZM213 212H215V211H212V213ZM220 212V211H219ZM251 212V211H250ZM6 213V212H5ZM9 213V214H8ZM7 214H8V217H9V223H8V221L4 218V216L2 217L1 215H0V264H32L33 262H32V258H34L35 256H34V254H33V251H34V249L33 248H27V249H29V251L30 252H32V253H28L29 251L24 247V245H23V243H21V236H22V232L20 231V233H21V236L20 235H18V234H14V233H12L11 232V230H10V220L12 221V220H14V225H16V227H18L19 229L18 230H21L22 229V231H28V230H26V226H24V224L28 221L27 219H28V217L27 218H24V219H19V218H17V217H12L13 215L11 214V211H9ZM29 213V212H28ZM88 213V212H87ZM89 213H92V212H89ZM88 213V214H89ZM95 213V212H94ZM100 213V212H99ZM102 213V212H101ZM112 213V212H111ZM133 213V212H132ZM148 213V212H147ZM151 213H154V212H151ZM167 213V212H166ZM216 213V212H215ZM241 213V212H240ZM263 213V212H262ZM6 214V215H7ZM14 214V213H13ZM23 214V213H22ZM21 214V215H22ZM30 214H32V213H30ZM103 214H104V212H103ZM113 214V213H112ZM134 214H136V213H134ZM140 214V213H139ZM142 214H144V213H142ZM161 214V213H160ZM168 214V213H167ZM166 214V215H167ZM184 214V213H183ZM209 214V213H208ZM225 214V213H224ZM243 214V213H242ZM12 215V216H11ZM94 215V214H93ZM99 215V214H98ZM106 215V214H105ZM115 215V214H114ZM132 215V214H131ZM146 215V214H145ZM158 215V214H157ZM165 215V214H164ZM164 215L162 214V216L164 217ZM188 215V214H187ZM210 215H213V214H210ZM255 215H256V213H255ZM259 215V214H258ZM41 216V215H40ZM88 216H91V218L92 217H95V220H97V218H96V215H94V216H92V214H90V215H88ZM107 217H108V215H106ZM116 216V215H115ZM133 216H135V215H133ZM137 216V215H136ZM135 216V217H136ZM141 216V215H140ZM148 216H149V214H148ZM151 216V215H150ZM208 216V215H207ZM221 216V215H220ZM262 216V215H261ZM18 217H19V215H18ZM23 217H24V215H23ZM35 217V216H34ZM45 217V216H44ZM56 217V218H57ZM106 217V218H107ZM114 217V216H113ZM138 217V216H137ZM142 217V216H141ZM145 217V216H144ZM162 217V218H163ZM218 217V216H217ZM227 217V216H226ZM230 217V216H229ZM228 217V218H229ZM42 218V217H41ZM46 218V217H45ZM44 218V219H45ZM87 218V217H86ZM116 218V217H115ZM134 218V217H133ZM148 218H150V217H148ZM161 218V217H160ZM189 218V217H188ZM233 218V217H232ZM37 219V218H36ZM43 219V220H44ZM93 219V218H92ZM109 219V218H108ZM135 219V218H134ZM145 219V218H144ZM151 219V218H150ZM155 219V218H154ZM225 219V218H224ZM230 219V218H229ZM244 219V218H243ZM259 219V218H258ZM46 220V219H45ZM45 220H44V222H45ZM48 220V219H47ZM46 220V221H47ZM87 220V219H86ZM116 220V219H115ZM136 220V219H135ZM146 220V219H145ZM159 220V219H158ZM179 220V219H178ZM182 220H183V217H182ZM182 220L180 221V222H182ZM212 220H213V218H212ZM226 220V219H225ZM236 220V219H235ZM242 220V219H241ZM251 220V219H250ZM29 221H31V220H29ZM37 221V220H36ZM38 221L39 222H41L39 219H38ZM63 221V222H64ZM99 221H101V220H99ZM103 221V220H102ZM120 221V220H119ZM137 221H140L139 219L137 220ZM137 221H135V222H137ZM148 221V220H147ZM151 221V220H150ZM161 221V220H160ZM159 221V223H161ZM175 221V220H174ZM188 221H190L189 219H188ZM214 221L215 222H217L215 219H214ZM218 221H219V219H218ZM227 221V220H226ZM249 221V220H248ZM38 222V223H39ZM43 222V221H42ZM48 222H50L49 220H48ZM89 222V221H88ZM91 222V221H90ZM89 222V223H90ZM96 222H98V221H96ZM105 222V221H104ZM104 222H100V223H104ZM113 222H115V223H117L116 221H114L113 220ZM145 222V221H144ZM154 222H156V221H154ZM186 222V221H185ZM220 222H223L222 220L220 221ZM252 222V221H251ZM257 222V221H256ZM30 223V222H29ZM79 223H80V221H79ZM83 223V222H82ZM82 223H80V225L82 224ZM86 223H87V221H86ZM89 223H87V224H89ZM93 223V222H92ZM91 223V224H92ZM120 223V222H119ZM137 223H139V222H137ZM164 223V222H163ZM162 223V224H163ZM205 223V222H204ZM235 223V222H234ZM245 223V222H244ZM248 223V222H247ZM28 224V223H27ZM27 224H25V225H27ZM40 224V223H39ZM39 224H38V226H39ZM51 224V223H50ZM67 224H66V226H67ZM75 224V223H74ZM77 224V223H76ZM94 224V223H93ZM157 224V223H156ZM189 224V223H188ZM217 224V223H216ZM220 224V223H219ZM223 224V223H222ZM237 224V223H236ZM251 224V223H250ZM29 225V224H28ZM27 225V226H28ZM31 225H32V222H31ZM28 226V227H33V226ZM36 225H37V223H36ZM43 225V224H42ZM53 225V224H52ZM51 225V226H52ZM90 225V224H89ZM89 225H88V229H89ZM100 225V224H99ZM107 225H111V224H107ZM132 225V224H131ZM154 225H155V223H154ZM183 225H184V223H183ZM191 225V224H190ZM221 225V224H220ZM259 225H261V224H259ZM35 226V225H34ZM48 226H49V224H48ZM51 226H49V228H51ZM54 226V225H53ZM53 226H52V228H53ZM97 226V225H96ZM95 226V227H96ZM115 226V225H114ZM125 226H127V224H125ZM129 226H130V224H129ZM128 226V227H129ZM138 226H139V224H138ZM150 226V225H149ZM152 226H153V223H152ZM161 226H163V225H161ZM230 226H231V224H230ZM36 227V226H35ZM42 227V226H41ZM43 227H44V225H43ZM46 227V226H45ZM80 227V226H79ZM91 227V226H90ZM94 227V226H93ZM154 227V226H153ZM157 227V226H156ZM159 227V226H158ZM187 227V226H186ZM210 227H211V225H210ZM214 227V226H213ZM234 227V226H233ZM263 227V226H262ZM12 228V227H11ZM34 228V227H33ZM39 229H40V227H38ZM48 228V229H49ZM83 228H85V227H83ZM92 228V227H91ZM99 228V227H98ZM117 228V227H116ZM126 228V227H125ZM132 228V227H131ZM135 228V227H134ZM141 228V227H140ZM145 228V227H144ZM148 228V227H147ZM150 228V227H149ZM212 228V227H211ZM219 228V227H218ZM236 228V227H235ZM238 228V227H237ZM255 228V227H254ZM258 228V227H257ZM264 228V227H263ZM262 228V229H263ZM14 230L16 229V228H13ZM29 229V228H28ZM38 229V230H39ZM42 229V228H41ZM46 229V228H45ZM47 229V230H48ZM72 229V228H71ZM70 229V230H71ZM80 229V228H79ZM86 229V228H85ZM114 229V228H113ZM152 229H154V228H151V230ZM156 229V228H155ZM225 229V228H224ZM226 229H228L227 227H226ZM241 229V228H240ZM253 229V228H252ZM36 229H34V231H35ZM44 229H42V231H43ZM51 230V229H50ZM54 230V229H53ZM76 230H77V228H76ZM105 230V229H104ZM107 230V229H106ZM120 230V229H119ZM128 230V229H127ZM134 230V229H133ZM148 230V229H147ZM156 230H158V229H156ZM159 230H161V228H159ZM171 230V229H170ZM259 230V229H258ZM261 230V229H260ZM31 231V233H33L34 231H32V230H30ZM40 231V230H39ZM52 231V230H51ZM55 231V230H54ZM72 231V230H71ZM79 231V230H78ZM110 231V230H109ZM108 231V232H109ZM124 231H126V230H124ZM124 231H119V232H124ZM129 231V230H128ZM135 231V230H134ZM149 231V230H148ZM197 231V230H196ZM218 231V230H217ZM245 231V230H244ZM37 232V231H36ZM36 232H34L35 234H37ZM47 232V231H46ZM49 232V231H48ZM53 232V231H52ZM52 232H49L50 234L52 233ZM116 232V231H115ZM118 232V231H117ZM116 232V233H117ZM130 232V231H129ZM132 232V231H131ZM154 232H155V230H154ZM221 232H223V231H221ZM230 232V231H229ZM232 232V231H231ZM239 232V231H238ZM237 232V233H238ZM242 232V231H241ZM257 232H259V231H257ZM17 233V232H16ZM27 233V232H26ZM25 233V234H26ZM54 233H56V232H53L52 234H54ZM73 234H74V232H72ZM71 233V234H72ZM126 233V232H125ZM133 233H136V232H133ZM139 234H140V231L138 232ZM152 233V232H151ZM159 233V232H158ZM215 233V232H214ZM226 233V232H225ZM260 233V232H259ZM29 235H30V233H28ZM27 234V235H28ZM48 234V233H47ZM47 234H45V235H47ZM57 234H59V233H56L55 235H57ZM72 234V235H73ZM121 234V233H120ZM129 234V233H128ZM137 234V233H136ZM136 234H134L135 236H136ZM144 234V233H143ZM218 234V233H217ZM241 234V233H240ZM243 234V233H242ZM253 234H254V232H253ZM38 235V234H37ZM41 235H43V234H41ZM129 235H131V234H129ZM128 235V236H129ZM146 235V234H145ZM149 235V234H148ZM147 235V236H148ZM157 235V234H156ZM156 235H154V236H156ZM166 235V234H165ZM232 235H234V233L232 234ZM250 235V234H249ZM262 235H263V233H262ZM39 236H40V234H39ZM53 236V235H52ZM59 236H62L61 234L59 235ZM58 236V237H59ZM123 236V235H122ZM121 236V237H122ZM125 236H126V234H125ZM133 236V235H132ZM134 236V237H135ZM210 236H211V234H210ZM223 236V235H222ZM228 236V235H227ZM230 236V235H229ZM247 236V235H246ZM33 237V236H32ZM34 237H36V236H34ZM76 237V236H75ZM130 237V236H129ZM144 237V236H143ZM148 237H150V236H148ZM148 237H147V239H148ZM158 237H160V236H158ZM188 237V236H187ZM237 237V236H236ZM262 237V236H261ZM23 238V237H22ZM25 238V237H24ZM23 238V239H24ZM27 238V237H26ZM38 238V237H37ZM42 238H46V236L45 237H42ZM48 238V237H47ZM47 238H46V243H45V245H44V250H41L40 252L38 251V249H37V253H39L40 255H44L45 257H47V259L49 260L48 261V263L47 264H55L56 262H58V261H60V259L58 260V261H55L54 260V257H59L58 255H56L57 253H53L52 251H51V248H54L53 246H54V243H52L51 244V242H50V239L52 238V239H54L53 237H49L48 238V240H47ZM61 239H59L60 241L63 239V236L62 237H60ZM136 238V237H135ZM141 238V237H140ZM154 238V237H153ZM165 238V237H164ZM224 238V237H223ZM222 238V239H223ZM230 238V237H229ZM264 238V237H263ZM40 239V238H39ZM67 240H68V238H66ZM76 240H77V238H75ZM133 239V238H132ZM144 239H145V237H144ZM152 239V238H151ZM156 239H157V237H156ZM214 239V238H213ZM212 239V240H213ZM236 239V238H235ZM251 239V238H250ZM25 240V239H24ZM34 240H36V239H34ZM43 240V239H42ZM41 240V241H42ZM64 240V239H63ZM124 241V239H121V241ZM130 240V239H129ZM140 240V239H139ZM143 240V239H142ZM146 240V239H145ZM144 240V241H145ZM150 240V239H149ZM162 240V239H161ZM160 239H159V241L160 242H162ZM183 240H185V239H183ZM215 240H217V239H215ZM219 240V239H218ZM241 240V239H240ZM26 241V240H25ZM30 241V240H29ZM52 241V240H51ZM57 241V240H56ZM55 241V243H56V247H58L57 245V242ZM148 241V240H147ZM147 241H145V242H147ZM153 241V240H152ZM165 241H166V239H165ZM214 241V240H213ZM224 241V240H223ZM248 241V240H247ZM260 241V240H259ZM262 241V240H261ZM53 242V241H52ZM63 242V241H62ZM65 242V241H64ZM76 242V241H75ZM110 242H111V244L112 245H116V246H118V244L117 243H115V242H113V241H111L110 240ZM167 242V241H166ZM217 242V241H216ZM250 242V241H249ZM36 243V242H35ZM121 243H123V242H121ZM150 243V242H149ZM190 243V242H189ZM229 243V242H228ZM234 243H236V242H234ZM259 243V242H258ZM258 243H257V245H258ZM264 243V242H263ZM25 244V243H24ZM60 244V243H59ZM77 244V243H76ZM104 244V243H103ZM148 244V243H147ZM152 244V243H151ZM186 244V243H185ZM197 244V243H196ZM219 244V243H218ZM248 244V243H247ZM251 244H252V242H251ZM262 244V243H261ZM26 245V244H25ZM65 244H63V246H64ZM106 245V244H105ZM111 245V246H112ZM123 246H124V243L122 244ZM127 245H128V243H127ZM143 244H141V246H142ZM145 245H146V243H145ZM160 245H162V244H160ZM184 245V244H183ZM192 245V244H191ZM211 245V244H210ZM216 245V244H215ZM214 245V246H215ZM237 245V244H236ZM260 245V244H259ZM52 246V247H51ZM93 246H96L95 244L93 245L92 244V248H93ZM148 247H149V245H147ZM146 246V247H147ZM162 246H164V245H162ZM162 246H161V248H162ZM219 246H221V245H219ZM224 246H225V244H224ZM232 246H233V244H232ZM254 246H256V244L254 245ZM254 246H252V247H254ZM14 247H18V249H17V251H13V248ZM51 247V248H50ZM55 247V249H57ZM65 247V246H64ZM64 247H62V248H64ZM67 247V246H66ZM65 247V248H66ZM82 247H85L86 248V245L84 246H82ZM106 247H108V246H106ZM143 247V246H142ZM142 247H140L139 246V248L141 249ZM209 247V246H208ZM262 247V246H261ZM264 247V246H263ZM62 248H58V249H62ZM89 248H90V246H89ZM97 248V247H96ZM157 248V247H156ZM161 248H160V250H161ZM183 248V247H182ZM186 248V247H185ZM219 248V247H218ZM15 249V248H14ZM74 249V248H73ZM83 249V248H82ZM139 249V250H140ZM180 249H181V247H180ZM236 249V248H235ZM254 249V248H253ZM16 250V249H15ZM89 250H91V249H88V247H87V249H85V250H83V252L81 251V253L83 254V256H84V258H83V256H81L82 257V259H85V257L87 258V256H86V254H87V252L89 251ZM95 250V249H94ZM137 250V249H136ZM136 250H134V251H136ZM139 250H137V251H139ZM149 250V249H148ZM159 250V249H158ZM159 250V251H160ZM57 251V250H56ZM55 250H54V252H56ZM59 251V250H58ZM61 251V250H60ZM67 251H68V248H67ZM80 251V250H79ZM136 251V252H137ZM146 251V250H145ZM152 251V250H151ZM169 251V250H168ZM202 251V250H201ZM236 251V250H235ZM258 251V250H257ZM63 252H64V250H63ZM70 252V254H71V256H73V255H76V254H74L73 253V251L71 252V251H68V253ZM111 252H115L114 250H111L109 253H111ZM124 253H126L127 251L126 250H124L123 251ZM153 252H154V250H153ZM211 252V251H210ZM215 252V251H214ZM221 252V251H220ZM253 252V251H252ZM251 252V253H252ZM259 252V251H258ZM66 253V252H65ZM64 253V254H65ZM77 253V252H76ZM80 253V252H79ZM143 253V252H142ZM152 253V252H151ZM161 253H162V250H161ZM168 253V252H167ZM224 253H226V252H224ZM59 254H61L62 255V253L60 252ZM82 254H80V255H82ZM93 254V253H92ZM92 254L90 255H88V257L89 256H91V257H94V256H92ZM149 254V253H148ZM170 254V253H169ZM153 255H155V254H153ZM219 255V254H218ZM217 255V256H218ZM260 255V254H259ZM32 256H34V257H32ZM64 257H65V255H63ZM62 256V257H63ZM77 256H78V254H77ZM76 256V257H77ZM141 256V255H140ZM175 256H177V255H175ZM188 256V255H187ZM224 256V255H223ZM252 256V255H251ZM68 257V256H67ZM126 257V258H125ZM148 257V256H147ZM151 257V256H150ZM173 257V256H172ZM222 257V256H221ZM249 257V256H248ZM259 258H258V261H261L262 259H261V257L262 256H258ZM36 258V257H35ZM75 257L73 256V259L72 260H75L74 259ZM78 258H80V257H78ZM124 258L125 259H127V256H125L124 255ZM177 257H175L174 259H176ZM183 258V257H182ZM264 258V257H263ZM38 259H39V257H38ZM46 259V260H47ZM81 259V258H80ZM140 259V258H139ZM160 259V258H159ZM163 259V258H162ZM222 259V258H221ZM223 259H224V257H223ZM241 259H243V258H241ZM240 259V260H241ZM44 260V259H43ZM52 260H54L55 261V263L54 262H52ZM69 260H70V258H69ZM117 260V259H116ZM112 256H110L109 257V259L105 262V263H103V264H119V262H115L116 261ZM119 261L121 260V259H118ZM164 260V259H163ZM169 260V259H168ZM180 260H182L181 258H180ZM228 260H229V257H228ZM233 260V259H232ZM235 260V259H234ZM62 261V260H61ZM85 261V260H84ZM88 261V260H87ZM86 261V262H87ZM142 261V260H141ZM149 261V260H148ZM147 261V262H148ZM173 261V263L172 264H174L175 262H174V260H172ZM221 261V260H220ZM220 261H218V262H220ZM65 262V261H64ZM85 262V263H86ZM92 262V263H91ZM96 262V261H95ZM101 262H103V261H101ZM164 262V261H163ZM178 262V261H177ZM194 262V261H193ZM224 262V261H223ZM233 262V261H232ZM264 262V261H263ZM45 263H46V261H45ZM66 263V262H65ZM71 263V262H70ZM74 263V262H73ZM88 263V262H87ZM122 263V262H121ZM151 263V262H150ZM168 263V262H167ZM179 263V262H178ZM225 263V262H224ZM227 263V262H226ZM259 263V262H258ZM262 263V262H261ZM36 264H41L40 262L38 263V262H36ZM58 264H60V262H58ZM62 264V263H61ZM75 264H77V263H75ZM88 264H95L94 263V259L92 258L91 260H89V263ZM102 264V263H101ZM147 264V263H146ZM148 264H149V262H148ZM157 264V263H156ZM163 264V263H162ZM180 264V263H179ZM198 264V263H197ZM200 264V263H199ZM241 264V263H240ZM263 264V263H262Z\"/></svg>",
  "mask_w": 264,
  "mask_h": 264
}]
</instances>
